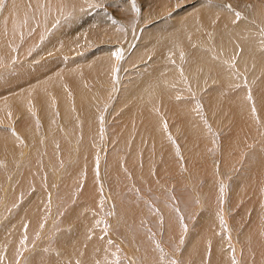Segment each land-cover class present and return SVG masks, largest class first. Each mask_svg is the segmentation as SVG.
I'll use <instances>...</instances> for the list:
<instances>
[{
    "label": "rangeland",
    "instance_id": "rangeland-1",
    "mask_svg": "<svg viewBox=\"0 0 264 264\" xmlns=\"http://www.w3.org/2000/svg\"><path fill=\"white\" fill-rule=\"evenodd\" d=\"M12 1V3L10 2V1H8V0H0V2L2 3H0V13L1 12H3V10L4 9H10V8H12V7H17L19 10H20V12H21V14H20V12L18 13L17 11L14 13V14H18V17H16V18H18V19H16L15 17V19L12 17L11 18V20H13L12 22L13 23H15V21H17L15 24H13L12 22H10V27H11V29H10V27H8V26H6L7 28H9V32L7 31V33L8 34H10V35H12L13 33H14V31L15 30H13L12 31V34L10 33L11 31L10 30H12V28L14 29H16L17 27L15 26V25H19L20 26V28L19 29H21V30H19L18 31V28L16 29L17 31H15L16 32V34H17V36L19 35V37H17L16 35H15V37H14V35H12L13 37H12V39L13 40H11V36L10 37H8V39L9 40H7V37H6V39H5V37L4 36H7L6 34H5V31L7 30V28H4V30L2 31V30H0V31H2V32H4V34L2 33H0L3 37H1L0 38V43H1V40L3 41V43H1L0 44V68L2 67V69H0V71L2 70V72H1V76H0V82H3L4 80V83H0V86L1 87H3V89H5V92H4V96H5V94L7 93V90H10L9 89V87L11 86V88L13 87L12 86V84L10 85V86H8V84H10V81H15L14 82V89H17L16 87L17 86H19L21 83H23V82H25V81H27V83H25V84H27L26 86V91H25V93H24V91H22V92H20V91H15L14 93L15 94H17V95H15L13 92L12 93H7L8 95H6L5 97H3L1 94H0V99L2 100L1 102H3L2 104H1V102H0V117H2V118H5L4 117V115H1L2 113L4 114V112H2L1 113V111H3V109H1V108H3L4 106L5 107H12V108H15L14 110H17V105H18V101L16 102V100H19V98H20V100L21 99H23V102H25L26 101V103L27 102H29V101H32L33 103L31 104V102L29 103L30 105H32V106H38L37 107V112L36 113H33V118L35 119V121L36 120H38L37 122H40V123H38V128H39V133L38 134H41V135H39V136H36V135H38V134H35V138L33 139V140H30V138L33 136H30L31 134H26V135H29V136H25V134L22 132V131H20V128L19 129H16L15 128V125L16 124H14V125H10L11 123H8V122H6V123H4V124H2V127L4 128V129H6V130H9V128H11V129H13V131H11V133H7V132H5L4 130V132L3 133H0V136H2V137H4L5 135L4 134H6L7 135V137H5V141H0V145H2V146H0V179H1V177H2V179L0 180L1 182H0V189H2V187H4V186H6V185H8L7 187H6V190H8L9 189V193L11 194V196H13V198H15V196L16 195H19V192H20V194L22 193L21 191L23 190V188H25V187H27L26 185L27 184H29L30 182H31V184H36V186H37V183L39 182L40 184H43V185H41V186H46L47 184V188L49 187V186H60V185H62L64 188H69V190H65L66 192H64V194H67V195H71L72 197L73 196H76V197H78L77 196V194L79 195V193H78V191H76L78 188H82L83 189V187L85 186V184H87V182L88 181H90L91 183H95V182H98L97 183V185H98V190H97V192H96V188L94 189L93 188V184L91 185V184H88V185H91V188H93V189H91V191H93L94 193H96V194H94V195H92L91 197H89V199L87 198V199H85V200H87V203H88V205H86V207H85V211H86V213L87 212H89V208L91 207V209H92V211H93V213H94V217H93V219L90 221V220H88V221H86V222H83V226H86L85 228H84V230H85V232H81L79 229H78V226H76V228H74V229H71L72 227H70V229H69V226H68V224H70V223H68L67 222V220H66V217H69V216H67V215H65V219H63V224H61L60 222H58V221H60L59 220V217H60V215L62 214V212L66 209V207H67V204H64V205H60V204H58V205H55L54 206V209H55V211L57 212V217L56 218H54V219H52L51 221L54 223V222H56V223H52L51 222V227L49 228V234L50 233H52L51 234V236L49 237V241H47V245H45L44 247H40V249L39 250H41V251H44V249H46V248H48V247H54V246H56L55 244H58V242L60 243L59 245H57L60 249H66V248H69V247H72V246H70L69 244L71 243V242H67L66 241V239L65 238H67V236L69 237V236H72L73 238H77L78 236V234H81V243H78L75 247H78L77 248V250H76V248H74V246L72 247V248H74L76 251H78V253H80L81 251H83V250H86V249H88L89 248V246L91 245V241H89V240H85V236H87L88 235V233L90 234V230H91V228H93L92 230L93 231H95L96 233H95V236H97V242L98 243H103V249H99V246L97 245V247L98 248H96V247H92V250H99L98 251V256L100 257V264H117V260L119 261V264H147V263H149L150 261H153V262H155L154 264H206V261H202L201 259V257H203V252L204 251H206L207 252V250H209V246L211 247V246H213V244H212V241H214L215 239H213L212 237L214 236V234H215V231H213V229H214V220H215V216H217V215H215L214 213H215V211L216 210H218V211H222V209L223 208H225L226 210H227V213H228V217H229V222H230V227H231V229L232 230H238L239 232H238V236H241V235H244L246 232H244V231H241L240 229H241V227L240 226H238L237 225V223H239V222H242L243 220H244V215L245 214H243V211L241 210V209H243L244 208V206L246 205V206H250L248 209H250L249 211L250 212H248L247 213V216H245L246 217V221H245V223L247 222H249V224H250V227H251V229H252V231H253V234H255V235H260V237H261V239L264 241V238L262 237V235H264V227L262 226V227H259L258 225H260V223H257V221H256V218H254V220H252V217H249L250 216V214H251V216L252 215H254V213H256L255 212V210H256V207H257V209H258V207L259 206H256V204H254V203H252V201H251V199H248L247 201H246V203H244L243 204V206L240 208V209H237V206H238V204L235 202V198L233 197L234 196V192L236 193L237 192V194H235V197L237 198H239L240 197V195L242 194V191H243V189H246V188H249V187H254V186H256L255 185V183L253 182V181H255L256 179L258 180L259 178L261 179V177L260 176H262L263 174H261V173H263L264 172V164L262 163V164H260L257 160H258V158L260 157V155H262L263 154V152L262 151H264V150H262V146L264 145V141H263V139H264V84H260V83H258V82H256V80L255 81H253V80H249V81H246L245 82V80L244 79H240V78H238L236 81H240V82H243V83H236V91H238V92H236V93H233V94H231L230 95V97L229 98H223V100L221 101V102H219L218 103V105H216V107H218L217 109H219L218 110V112L219 113H217V110H216V113L217 114H220V112L222 111L223 112V110L221 109V105L220 104H222V103H224L225 101H228V100H230L229 102H226L229 106H231V107H233V108H230L228 105V108H230V110H228L226 113H227V115L226 116H221L222 115V112H221V115H220V117L218 116V117H214L213 115H211V116H208L207 115V118H206V120H204V126H202L201 124H199V125H196L195 127L194 126H188V127H186V126H184V119H185V116H179L178 114V116H177V118H176V116H175V119L177 120V121H181L180 123L179 122H176V120H174V124H176V125H169L170 127V129L168 130V134L169 135H165L164 134V132H163V130H164V126L162 125V124H160V126H159V129H160V134L159 135H157V126H156V124L154 125V126H152L150 123H148L149 121H148V117H149V114H152L153 112H152V110L150 109V108H148V107H150V105H151V107L153 106L154 107V105H155V103L154 102H151V103H149L146 107H144V108H142L141 109V113H143V114H145V115H148V116H142V119H140L139 118V121H138V128H137V133H138V136H137V138H133L132 139V143L134 144V146L136 147V149H137V151H135V152H133L134 151V146H132L131 145V147H129L130 148V150H131V154H130V156L129 157H126V159H124L123 157L122 158H120V161H121V163L122 164H124L125 163V165L127 166V169L125 170V169H122V170H120V171H118V172H116L117 171V165H114V163H108L111 167L110 168H112V169H109V168H107V161L108 162H116L117 161V158H119V156H118V154L120 155V152H121V150H123L122 149V147L120 148V146H118V145H116L115 143H117V144H120V142H121V138H119V135H118V137L117 138H115L114 136H112V134H111V132H105L104 130L102 131V135H104V136H108V137H106L107 138V140H110V141H107V143H106V146H105V148L103 149V145H100L101 143H98L97 141V143L95 142H93V143H91L90 141H85L83 144H82V142H83V137L80 135V136H78L77 137V139H75V132L74 131H72L73 130V125H69L68 124V126L70 127V130H71V135H67V139L65 138V140H64V135H66V133L68 134V132H65V134H61L60 136H59V131H57L56 129H54V130H52L51 132L53 133V134H51V135H55V134H57L58 135V137H57V135H55V139H53V136H49V137H46L45 136V134H46V132H45V130H46V127L48 126V120L46 121V122H43V120H42V118H41V115H39V114H41L40 112L43 110V109H45V106H46V108H56V107H58L59 105L58 104H55L56 106H54V103L52 102L53 100L51 99V98H53L54 97V99H55V97L56 98H59V95H57L58 93H56V90H54V85H52L51 83H52V81H53V83H54V79L57 77L58 79L59 78H61L62 80H63V82H62V85L65 87V89H62V92L64 93H66L65 94V96H67V94H68V99L67 100H69V102L70 103H72V101L74 100V96H75V99H76V97H77V94L75 93V91L73 90L74 88H73V86L72 85H74L73 83V81H70V79L68 78V74H70V76L74 73V72H76V75L79 77V80L78 81H81L82 82V80H83V82H84V84L82 85V88L84 89H82L81 88V91H82V93L84 94V91H86V92H94V94H96V95H98L99 96V98H100V100H98V103L100 104L101 103V108H102V110H103V114H105V112H107L106 114H105V120H106V115H107V117H108V119H110V116L111 115H113V119H114V117H116V115L117 114H111V112H113V110H114V107H115V105H116V102H117V100H118V97H119V94H120V91H121V88H122V86H120L121 88H119V91H118V93L116 94V96H114L113 97V95L114 94H110V96L109 97H107V96H105V98L107 97V99H111L112 97L114 98H112V100H107V99H105L104 98V95H105V91L107 90H104V86H109V82H103V78L105 77L106 79L108 78V76H110L111 75V73H112V69H113V64H111V67L110 66H107L106 67V69H105V71L102 73V75L104 76V77H102L101 76V74H98V71H96L95 73L93 72V71H89L88 70V68L87 67H90L91 68V64H93V63H89V61L88 60H91V59H97V57L98 58H100V57H102V56H104V54H101L100 53V55L99 54H96V52H94L93 50H91V48L92 47H94L95 46V44L96 43H99V44H102V42H100V41H102L103 40V38H104V36H105V38H106V36H107V38L106 39H108L109 40V38H110V36H108V35H111V33H112V31L113 32H115V33H113L112 35H114L113 37L114 38H116V36L118 35L119 37H121V35L124 37V39L122 40H117V39H115L116 41H114V44L112 45V46H114L115 45V43H116V46L117 45H120V46H114V47H112L110 50H107L108 52H106V54H107V57H108V60H110V57L112 58V56L115 58V56L117 57V53H120V52H118V51H121L122 49L121 48H123L124 46H126V42H124L125 41V39H127L128 41L130 40V38L128 39V37L126 38V36H128L129 35V37H131L130 35H132V33H133V31H134V28L137 30L138 28V25H142V23L143 24H145L148 20H151L153 17H149V18H146L145 16H147V10L146 9H148V7L149 8H151V6H152V8H151V10L154 12V14L155 13H158L160 10H161V5H163V7H167L168 6V8L171 10V12L172 13H170V17L171 18H169L168 19V17L165 15V17H163L162 19L160 18V15H159V17L158 18H156L155 20L156 21H158V19L160 18L161 19V21H159L160 23L162 22V24H167V25H169V24H172L174 21H172V20H175V18H173V17H177L175 14H176V12L178 11L177 9H180V5H183L184 4V1H185V3L186 2H190V1H197V0H159V1H163V4H159V2H157L156 0H128V3L125 5V4H123L122 3V1L123 0H66V2H67V4L68 5H66V7L64 8V12H66V14H71V15H73V12L74 11H76L77 10V8H79V7H81V9H82V11H81V13L80 14H77L76 12H74V14L76 15V16H79L77 19L75 18L74 19V17H73V20H72V18H71V15H70V18H62V20H61V17L59 18L60 20H54V26L55 27H58L60 30H56V32H55V30H54V33H53V31L51 32V33H48V32H50L49 31V26H51L52 25V18H50V17H48L49 15H50V13L51 12H54V7H55V5L57 4V2H58V4H61L60 2H59V0H50L49 2H48V0H11ZM16 1V2H15ZM155 1V2H154ZM236 2H237V4L238 5H244V3H246L245 4V8L243 9V7H242V10L243 11H241V12H239V10L237 9H233L232 7H233V5H232V3H233V1L231 0V1H229V0H225V2H218V4H217V1L216 0H212L211 1V3H212V5H214L215 7L218 5V6H223L224 7V9L226 10V11H228L229 12V14H230V16H232L233 17V19H231V21H227L230 25H233V26H235L236 24H238V22L239 21H248V19L250 18V19H252V23L253 24H255V26H257L256 27V29H261L263 32V34H264V7H263V9H262V7H260L263 11H261V10H255L254 11V9L255 8H257V4L255 3V2H260L261 0H241V3H239L240 2V0H235ZM239 1V2H238ZM244 1V2H243ZM14 2V3H13ZM135 2H136V4H137V6H136V4H135ZM7 5H6V4ZM140 3V4H139ZM226 3V4H225ZM255 3V5H253ZM14 4V5H13ZM138 4L139 5H141L140 7H141V9H139V7H138ZM152 4V5H151ZM187 4V3H186ZM191 4H193V2L191 3ZM190 4V5H191ZM223 4H225V5H223ZM231 5V8H229V7H227L228 5ZM6 7H5V6ZM18 5V6H17ZM134 6V7H132V6ZM160 5V6H159ZM8 6V7H7ZM20 6V7H19ZM79 6V7H78ZM146 6H148V7H146ZM154 6V7H153ZM254 6H255V8H254ZM5 7V8H4ZM137 8L139 11H140V14H139V11H137V9H136V11H134V9H132V8ZM171 7V8H170ZM226 7V8H225ZM238 8H240V7H238ZM253 8V9H252ZM52 9V10H51ZM125 9V10H124ZM129 9V10H128ZM145 9V10H144ZM258 9H259V7H258ZM18 10V11H19ZM31 10V11H30ZM47 10L49 11L50 10V13H47ZM133 10V11H132ZM141 10H143L142 12H141ZM245 10V11H244ZM42 11H43V13H42ZM248 11V12H247ZM134 12H137V14H139V15H137L136 13H134ZM233 12V13H232ZM236 12H239V13H242L243 15H241L240 16V18L238 19L237 18V16L235 15V13ZM249 12H252V13H249ZM263 12V13H262ZM8 14H9V12H7ZM141 13H143V17H138V16H141ZM248 15H247V14ZM2 15H3V13H1ZM0 14V15H1ZM10 14H11V12H10ZM19 14H20V16H21V18L22 19H20L19 18ZM55 14V13H54ZM116 14V15H115ZM134 14H136L137 15V18H136V16H135V18H136V22H134L135 20V18L133 19V17H134ZM246 14V15H245ZM257 14H259V15H257ZM261 14H263V17H262V15ZM13 15V14H12ZM23 15V16H22ZM36 15V16H35ZM43 15H46V16H43ZM62 15V14H61ZM64 15V14H63ZM175 15V16H174ZM158 16V15H157ZM249 16V17H248ZM257 18H256V17ZM9 17H11L10 15H9ZM43 17H45L44 19H43ZM252 17V18H251ZM47 18H50L51 19V21L50 22H47V21H45ZM147 19V21H145L144 19ZM173 18V19H172ZM254 18V19H253ZM258 18H260V19H258ZM261 18H263V19H261ZM6 20H7V18H5ZM132 19V20H131ZM215 19H217L218 21H220L218 18H215ZM256 19H258V20H261V21H256ZM137 20L138 21H140L139 23L137 22ZM155 20H153V22L155 21ZM163 20V21H162ZM168 20V21H167ZM217 20H214L213 19V21H212V23L210 24V23H204V28H203V30L202 31H200V33H199V36H200V39H198V38H196V34H195V36H192V38H190V41L191 42H193V40L194 39H196V44H194V46L193 45H190V47H187V48H190V50L191 49H196L195 48V46H197V45H199L198 47H200V42L202 41L201 39H203V41L206 43V45H204L203 44V47H201V49H204V52H208V54L209 55H211V53H209V51H207L208 49L210 50V52H211V48H215V46L216 45H214V44H222L221 43V41H222V38H217V36H215V31H214V27H218V25H219V22L217 21ZM19 21H20V23H19ZM145 21V22H144ZM171 21V22H170ZM215 21H217V22H215ZM7 22V21H6ZM21 22H22V24H21ZM55 22H58V23H56L55 24ZM60 22V23H59ZM133 22H134V24H133ZM149 22V21H148ZM11 23L14 25V26H12L11 25ZM26 25H25V24ZM50 25H49V24ZM69 23V24H68ZM114 23V24H113ZM7 24V23H6ZM36 24V25H35ZM58 24H59V26H58ZM215 24V26H212V25H214ZM229 24L227 25V24H225V27L227 28V26H229ZM258 24L260 25V27H258ZM26 26L27 27V29H26V27H23V26ZM149 25H150V22H149ZM148 25V23H147V25L145 26L146 27V29H150V28H152V26H155V25H150L151 27H148L149 26ZM227 25V26H226ZM61 26V27H60ZM114 26V27H113ZM211 26V27H210ZM39 28V29H37V28ZM105 27H108V29L110 30L109 31V33L110 34H107V35H105L104 33H101L102 32V30L101 29H103L104 28V30H105ZM206 27H207V29H206ZM22 28H24V29H22ZM41 28V29H40ZM48 29L47 31H45L46 33H48L47 35H48V37H43V38H39V40H38V38H37V36H36V34L38 33V32H41L42 31V33L41 34H43L44 33V31L42 30V29ZM89 28H90V30H89ZM91 28H92V31H93V29L95 30V31H93L94 33H93V35H92V33H90V32H92L91 31ZM1 29V28H0ZM44 29V30H45ZM63 29V30H62ZM86 29H88V30H86ZM107 29V30H108ZM206 29V30H205ZM223 28H221V30H222ZM36 30L38 31V32H36ZM62 30V31H61ZM77 30V31H76ZM96 30H99V31H96ZM100 30H101V32H100ZM59 31V34H57V35H59L60 37L58 38L57 37V35H56V33ZM87 31V32H86ZM132 31V32H131ZM210 31V32H209ZM20 32V33H19ZM76 32V33H75ZM119 32V33H118ZM129 32L131 33V34H129ZM207 32H209V34L207 33ZM212 32V33H211ZM253 32H255L254 31V29H253ZM22 33V34H21ZM65 33V34H64ZM72 33H74V34H72ZM99 33V34H98ZM202 33V34H201ZM226 34H228L227 32H225ZM15 34V33H14ZM21 34V35H20ZM35 35L36 37H34L33 35ZM70 34V35H69ZM102 34V35H101ZM128 34V35H127ZM204 34V35H203ZM212 34V35H211ZM30 35V36H29ZM55 35V36H54ZM202 35V36H201ZM28 36V37H27ZM52 36H54V37H52ZM102 36V37H101ZM117 36V37H118ZM206 36H209L210 38H207ZM31 37H32V39H31ZM72 37V38H71ZM206 37V38H205ZM3 38V39H2ZM36 38V39H35ZM58 38V39H57ZM65 38V39H64ZM68 38V39H67ZM74 38V39H73ZM104 38V39H105ZM16 39V40H15ZM28 39V40H27ZM192 39V40H191ZM206 39V40H205ZM5 40H7L8 41V43H6V41ZM10 40H11V42H10ZM30 40H32V41H30ZM61 41V40H65V42L67 43V40H69V41H75V40H77V43H75L74 44V47H76V46H78V47H81V48H83V53H84V55H83V57H85L86 56V54L88 55V56H90L91 57V59H88L87 61L88 62H86L85 63V61H83V63H80L79 64V62L78 63H75L76 61H79L78 59H80V56L79 57H74V58H72L71 59V57H69L68 59H66L67 60V62H63L61 59H59L60 57L58 56V51H53V52H49V54L48 53H42V52H44V49L45 50H47V46H49V48L51 47V46H53V44H55L56 46H58V44H59V46H62L63 44V42H57V41ZM79 40V41H78ZM254 40V39H253ZM256 41H258V42H260V43H262V42H264V35L263 36H261V35H257L256 36V39H255ZM16 43H15V42ZM27 41V42H26ZM29 41L32 43V45H31V43H29ZM55 41V42H54ZM98 41V42H97ZM111 41V40H110ZM81 44H80V43ZM93 42V43H92ZM112 42H113V40H112ZM117 42L119 43V44H117ZM121 42V43H120ZM14 43V44H13ZM21 43V44H20ZM45 43V45H43ZM48 43H49V45H48ZM51 43V44H50ZM69 43V42H68ZM4 44V45H3ZM88 44H92L90 47H88L89 45ZM140 44V43H139ZM122 45V46H121ZM202 45V44H201ZM208 45V46H207ZM86 46L88 47V48H86ZM211 46V47H210ZM13 48V50H16L17 49V51L15 52V54H14V58L12 57V56H10V54H8L9 52L6 50L7 48ZM121 47V48H120ZM26 48V49H25ZM64 48V47H63ZM66 48H68V44H67V47ZM183 48V49H182ZM208 48V49H207ZM227 49V47H226V45H220L219 46V49L222 51V50H225V49ZM10 49V50H11ZM43 49V50H42ZM85 49H87V50H85ZM180 49V52H183V51H186L187 49L186 48H184L183 47V44L181 45V46H179L178 47V49H177V51ZM215 49H218V48H215ZM22 51V53H21V51ZM59 50V49H58ZM99 50H101V49H99ZM118 50V51H117ZM131 50H133V48L131 49ZM134 50H136V48H134ZM26 51V52H25ZM28 51V52H27ZM69 50L68 49H66V51L64 50V53H66L65 55H67L68 56V54H69V52H68ZM86 51V52H85ZM89 51V52H88ZM116 51V52H115ZM188 51V50H187ZM186 51V52H187ZM218 51V50H217ZM4 52V53H3ZM112 52V53H111ZM133 52L134 51H132V52H130V54H128V56L126 57V59L124 60L123 58H125V56L122 58L123 59V61H124V64L123 65H121V66H119V69L121 70V80L120 81H123V80H129V79H131V77L133 78L134 76L132 75V73H131V70H132V67L133 66H131V65H127L126 66V64L128 63V62H125V61H128V59H129V56L131 57V55L133 54ZM3 53V54H2ZM6 53V54H5ZM20 53H21V55H20ZM26 53H28V54H26ZM68 53V54H67ZM94 53L96 54V55H94ZM113 53H115V54H113ZM8 54V55H7ZM23 54V55H22ZM26 54V55H25ZM38 54V55H37ZM40 54V55H39ZM53 54V55H52ZM156 54V53H155ZM25 55V56H24ZM35 55V56H34ZM50 55V56H49ZM56 56V58H50V57H53V56ZM94 55V56H93ZM111 55V56H110ZM115 55V56H114ZM136 58H135V60L136 59H138L137 58V56L135 55V54H133ZM157 55V54H156ZM176 55V56H175ZM9 56V57H8ZM19 56H20V58H19ZM22 56H23V59H21L22 58ZM30 56V57H29ZM38 56H41V57H39L38 58ZM72 56V55H71ZM151 55H144L142 58H145V57H147V58H145V59H141L142 60V62L144 61V62H149V59L150 60H153V59H151V58H153V57H150ZM170 56H172V57H181V60L180 61H176L177 62V65L180 67L181 65H180V62H182V63H184V64H186L185 62H189L191 59H188V56H184V55H179V54H170ZM25 57V58H24ZM35 57H36V59H35ZM51 59H49V58ZM94 57V58H93ZM159 58H160V56H158ZM3 58H5V59H3ZM26 58H27V60H26ZM30 58V59H29ZM78 58V59H77ZM114 58H113V60H114ZM149 58V59H148ZM211 58V57H210ZM11 59V60H10ZM19 59H21V60H19ZM34 61H33V60ZM45 59V60H44ZM188 61H187V60ZM212 59V58H211ZM20 61V62H18V61ZM24 60V61H23ZM69 60H71V61H69ZM112 60V59H111ZM193 60V59H192ZM3 61V62H2ZM26 61H28V63L26 62ZM45 61V62H44ZM51 61V62H50ZM74 61V62H73ZM8 62V64H6ZM13 64H12V63ZM15 62V63H14ZM24 62H25V64H24ZM38 62V63H37ZM111 62H113V61H111ZM138 62V64H139V62L140 61H137ZM193 62H194V60H193ZM201 62H202V60H200L199 62H198V64L196 65V74H195V78H197V76H198V73H199V67H200V64H201ZM33 63V64H32ZM46 63H47V65H49V64H51L48 68L50 69H48L47 67V69L45 70V73L47 72V73H49V71L51 72V73H49V74H46L49 78H47V79H49V82L51 81V83H50V85L48 86V87H43V86H40L41 84L40 83H38V81H35V78H36V75H34V74H40L41 73V71L40 70H37L39 67L40 68H42V67H44V66H47L46 65ZM74 63V64H73ZM89 63V64H88ZM31 65V68H27V66L26 65ZM62 64V65H61ZM71 64H73V65H75V68L73 69V65L71 66ZM85 64H86V66H85ZM137 64V65H138ZM8 65H10V66H8ZM34 65V66H33ZM54 65V66H53ZM67 65V66H66ZM71 66V67H69V66ZM76 65H78V68H76ZM80 65V66H79ZM84 65V66H83ZM134 65V64H133ZM154 65H156V62L153 64V66ZM12 66V70H11V68H9V67H11ZM36 66H39L38 68L36 67ZM131 66V67H130ZM5 67L6 68H9V70H5ZM23 67V68H22ZM34 67H36V68H34ZM68 67V68H67ZM85 67V68H84ZM134 67H137L136 66V64H135V66ZM143 67H145V66H143ZM3 68H4V70H3ZM17 68V69H16ZM39 68V69H40ZM65 68V69H64ZM71 68V69H70ZM80 68V69H79ZM83 68V69H82ZM89 68V69H90ZM123 68V69H122ZM131 68V69H130ZM138 68V67H137ZM14 69V70H13ZM22 69H24V70H30L29 72L31 73H29V75L27 74V71H24V70H22ZM31 69L33 70V71H31ZM54 69V70H53ZM138 69H143V68H138ZM170 70H172V67H170L169 68ZM169 69H166V72L169 70ZM34 70L36 71V72H34ZM62 70V71H61ZM74 70V71H73ZM76 70V71H75ZM88 70V71H87ZM133 70H134V68H133ZM53 71V72H52ZM71 71H73V73H70ZM38 72V73H37ZM64 72V73H63ZM131 74H130V73ZM166 72H164L163 74H166ZM223 72V71H222ZM89 73V74H88ZM91 73V74H90ZM124 73V74H123ZM19 74H20V76H19ZM24 76H23V75ZM33 74V75H32ZM65 74V75H64ZM153 74H155V73H153ZM235 74H238V72L237 71H235ZM261 74V76H263L264 75V73L262 72V73H260ZM16 75V76H15ZM27 75V76H26ZM32 76V79H31V76ZM53 75H54V77H53ZM62 75V76H61ZM101 77H100V76ZM229 75V74H228ZM5 78H9V81H7L6 79H4V77ZM7 76V77H6ZM29 76V77H28ZM33 76H35V78L33 77ZM59 76V77H58ZM69 76V77H70ZM81 76V77H80ZM230 76H232V75H230ZM1 77H3L2 79H1ZM63 77V78H62ZM66 77V78H65ZM129 77V78H128ZM163 77V75L162 76H160V79ZM56 78V79H57ZM125 78V79H124ZM128 78V79H127ZM19 79L21 80L19 83H18V81H19ZM25 79H27V80H25ZM32 81L33 80V82L35 81L36 83H37V90H40V91H37L36 90V86H35V82L32 84L33 86H31V85H28V83L30 84V80ZM55 79V82L57 81V83L59 84V82H61V81H59L58 79L56 80ZM60 79V80H61ZM87 79V80H86ZM105 79V80H106ZM17 80V81H16ZM98 81V82H97ZM102 81V82H101ZM5 82L7 83V84H5ZM71 82V83H70ZM86 82V83H85ZM167 82V81H166ZM229 82V81H228ZM69 83V84H68ZM102 83V84H101ZM5 85V86H2V85ZM17 84H19V85H17ZM49 84V83H48ZM124 84V81L122 82V84L121 85H123ZM225 83H221V86H220V90L221 91H223V92H229V91H231L230 90V88L229 87H224L223 85H224ZM17 85V86H16ZM24 85V84H23ZM68 85V86H67ZM22 86V85H21ZM39 86L41 87V88H39ZM51 86V87H50ZM102 86H103V88H102ZM8 87V88H7ZM33 87V88H32ZM42 87H43V89H42ZM64 87H62V88H64ZM85 87V88H84ZM90 89H89V88ZM112 87V86H111ZM222 87V88H221ZM31 88V89H30ZM35 88V89H34ZM3 89H0V91L1 92H3L4 90ZM34 89V90H33ZM86 89V90H85ZM103 89V90H102ZM182 89V86H181V84L180 83H178V82H176V84L174 85V86H171V88H170V90H165V92L164 93H162V95L164 96V97H166V96H178V95H180V96H178V97H180L181 99H183V103L185 104V102H186V104L187 105H189V104H194V100H192L193 98L192 97H189L188 98V96L189 95H181V94H178V92L180 91ZM18 90V89H17ZM51 90V91H50ZM34 91H36V93H34L33 95H31V93H33ZM45 91V92H44ZM49 91H50V93H49ZM27 92V93H26ZM40 92L41 94L43 93V94H45L46 95V97H45V100H47L46 101V103L48 104V102H49V105H50V107L48 106L47 107V104L44 102V100H41L40 98H39V96H40V93L38 94V93ZM54 92V93H53ZM68 92V93H67ZM73 92V93H72ZM99 92H100V94H99ZM241 92V93H240ZM245 92V93H244ZM30 93V94H29ZM48 93V94H47ZM70 93V94H69ZM102 93V94H101ZM23 94V97L21 96ZM71 94H75V95H71ZM236 94V95H235ZM239 94V95H238ZM244 94H245V96H244ZM13 95V96H12ZM30 95V96H29ZM37 95H39V96H37ZM54 95V96H53ZM70 95H71V98H70ZM89 95H92L91 96V98H93L94 97V99H91V102L94 100L95 102H97V99H99L96 95H94L93 96V94H89ZM118 95V96H117ZM12 96V97H11ZM35 96V97H34ZM50 96H52V97H50ZM96 96V97H95ZM50 97V98H49ZM241 97V98H240ZM254 97V98H253ZM11 98H13V99H11ZM18 98V99H17ZM28 98V99H27ZM30 98V99H29ZM31 98H32V100H31ZM11 99V100H10ZM102 99H104V100H102ZM11 101L9 104L7 103L6 104V102L7 101ZM13 100V101H12ZM19 100V102L20 103H22L21 101ZM35 102H34V101ZM177 100H179V99H177ZM40 101V102H39ZM93 101V102H94ZM106 101V102H105ZM112 101H114V103L112 102ZM185 101V102H184ZM234 101V103H235V105H234V103H232ZM50 102H52L53 103V105H52V103H50ZM67 102V101H66ZM107 102H109V104L107 103ZM231 102V103H230ZM37 103V104H36ZM41 103V104H40ZM11 104V105H10ZM17 104V105H16ZM39 104V105H38ZM73 104V103H72ZM71 104V105H72ZM96 105H97V103H95ZM104 104H107V108L108 109H106V107H104ZM165 104V106H167L168 108H171V106H172V104H170V103H168V102H165L164 103ZM178 103L176 102V105H177ZM183 104V105H184ZM232 104V105H231ZM145 105V104H144ZM204 106L206 105V102L203 104ZM234 105V106H233ZM3 106V107H2ZM16 106V107H15ZM75 106V105H74ZM74 106L72 105V109L74 110L75 108H74ZM113 106V110H111V107ZM179 106V104L177 105V107ZM9 107V108H10ZM96 107V106H95ZM110 107V108H109ZM155 107H156V105H155ZM177 107H175V108H177ZM182 106H179V108H181ZM216 107H207V110H206V108H205V112H206V114H208V111H212V110H214ZM9 108H6V109H9ZM5 109V108H4ZM19 109V108H18ZM71 109V110H72ZM155 109V108H154ZM153 109V110H154ZM182 109V108H181ZM237 109V110H236ZM57 110H60V106L57 108V109H55V112L56 113H58L57 112ZM172 110V109H171ZM170 109H168V111H166V112H168V116L167 117H169V111L171 112V115H172V118H173V116L175 115V113H174V111L176 110V109H173L172 111H171ZM13 111V110H12ZM67 111H70V109H67V110H65V112H67ZM128 112H130V110L128 109L127 110ZM231 111V112H230ZM238 111V112H237ZM13 112H15V111H13ZM73 112V111H72ZM95 113L97 112V111H94ZM165 112V111H164ZM165 112V114L167 115V113ZM180 112V111H179ZM228 112H230V113H228ZM240 115H239V114ZM9 114H13V113H9ZM14 114H16V112L14 113ZM13 114V115H14ZM67 114H70L69 112H67ZM80 114V113H79ZM79 114H78V116H79ZM196 114V113H195ZM231 114H232V116H233V118L231 117ZM6 115V114H5ZM58 115H60L61 116V114H58ZM57 115V117H58V119L59 118H61L60 116H58ZM166 115H164V114H162L161 113V116H166ZM229 118H228V117ZM236 116H238V117H236ZM15 117V116H14ZM13 117V118H14ZM69 118H71L72 120H73V116L72 115H69L68 116ZM68 117H67V121L70 123L72 120L71 119H69V120H71V121H69L68 120ZM243 117V118H242ZM17 118V117H16ZM53 118V122L56 124V121H59V120H56V117L55 116H52L51 117V119ZM91 118H93V117H91ZM162 118V117H161ZM184 118V119H183ZM233 119L232 121H231V119ZM26 119H28L27 117H26ZM26 119H25V117H24V119H23V124H25V123H27L26 122ZM50 119V120H51ZM95 119V118H94ZM112 119V120H113ZM235 119H239L238 121V123H239V125H237V124H234L235 122H237V120H235ZM41 120V121H40ZM49 120V121H50ZM64 120V119H63ZM62 120V121H63ZM65 120V121H66ZM234 120H235V122H234ZM230 121H231V123H230ZM92 122H94V120L93 119H91V123ZM176 122V123H175ZM13 124V123H12ZM41 124V125H40ZM6 125V126H5ZM9 127H8V126ZM37 125V124H36ZM43 125V126H42ZM180 125V126H179ZM5 126V127H4ZM42 128V130H41V128ZM46 126V127H45ZM66 126V125H65ZM89 126H91V127H89V128H93V125L91 124V125H89ZM173 126V127H172ZM175 126V127H174ZM176 126H178V127H176ZM182 126V127H181ZM172 127V128H171ZM197 127V128H196ZM199 127H202L203 129H208L209 127H211L212 129V131H211V134L209 135L210 137H208L207 136V134L205 133V138H203L204 136H202V135H200L201 136V138H202V140L203 141H207V140H209V139H211L212 140V144L209 146V142H206L205 144L206 145H204L203 146V148H202V153H204V154H201V156H203L204 155V157H210V160H209V162H208V165H209V163L212 165V162H215V164L217 163V165H215L216 167H215V170H216V172H218L220 175L222 174V176L224 177L226 174H227V176H228V179L227 180H230V177L233 175V173H232V170L233 169H231V174H228V172L230 171V168H231V166L232 165H228V164H224L225 165V167H222V157H231V158H233V159H235V157L237 156V154L239 153V152H241V151H243L244 149H246V150H250V154H248L247 156H246V158H245V160H244V165H247V166H249V169H248V167L246 168L247 170H249V171H247V170H241V171H244V173H242V174H238V175H236V177H233V181H229V186L228 187H220V188H217V189H214V190H211L212 192H214V193H216L215 195H218L217 196V199H216V197H215V195H213L212 193H211V191H209V190H205L204 189V187L203 186H201V185H197V186H193L194 185V183H195V180L194 179H192V183H191V185H189L188 184V181L186 182H183L181 185H180V183L179 182H177L176 183V185H174L175 187H177L178 188V190H175L174 189V191H173V189L171 190V191H169L168 193H166L164 196H166V197H164L162 194L163 193H155V192H153V190H152V186H145L144 188H142V189H145L146 191H148V193L149 194H146V197H148V198H146L145 200L144 199H140V200H138L139 198H138V195H131V193L130 192H128V191H126L125 192V190H123V189H120V190H117V188H121L119 185H118V187H116L115 185H116V182H115V179H120L121 181H117L120 185H121V183L124 181V179L125 178H128V177H131V178H134V172L133 171H130L129 169V166H131L132 164H135V166H136V161L137 160H140V159H144V161H143V163L144 164H149V165H151L152 166V168L153 169H157V168H161L162 167V172L163 173H165L164 175H171L172 174V178H176V170L177 169H179L180 168V164H179V161H178V159H180V160H182V163H181V161H180V163H181V166L183 167V169L184 170H186L187 172L188 171H190V172H188V174H190L191 175V171H192V167L193 166H195V162L196 161H198V160H196V157H195V153L197 152V148L195 147V141H196V138L198 137H196V135H195V133L194 132H199ZM216 127H217V129H216ZM230 129V131L228 132V128ZM72 128V129H71ZM178 128V129H177ZM188 129V130H186V129ZM196 128V129H195ZM202 128L200 129V131L202 130ZM218 128H219V130H218ZM224 128V129H223ZM227 128V129H226ZM80 129H82V127H81V125H80ZM110 129H111V127H110ZM167 129H168V127H167ZM171 129H173V130H171ZM176 129V130H175ZM180 129L182 130V131H180ZM240 131H239V130ZM19 130V131H18ZM112 130V129H111ZM178 130V131H177ZM198 130V131H197ZM262 130V131H261ZM44 131V132H43ZM66 131V130H65ZM171 131H173V133L171 132ZM180 131V132H179ZM187 131V132H186ZM194 131V132H193ZM215 131V132H214ZM217 131H220V132H217ZM238 131V132H237ZM56 132V133H55ZM72 132H74V133H72ZM173 135V134H176L177 136H176V138L175 137H171L170 135V133ZM178 132V133H177ZM191 132H192V134L195 136V138H191ZM202 132V131H201ZM212 132H214V133H212ZM22 133H23V137H22ZM30 133H31V131H30ZM44 133V134H43ZM216 133V134H215ZM220 133V134H219ZM223 133V134H222ZM225 133V134H224ZM228 133V134H227ZM239 133V134H238ZM258 133H260V135L258 134ZM262 133V134H261ZM21 134V135H20ZM77 134V133H76ZM145 134H146V136H145ZM186 134H188L187 136H186ZM190 134V135H189ZM220 136H219V135ZM227 134V135H226ZM73 135V136H72ZM78 135V134H77ZM183 135V136H182ZM223 135V136H222ZM239 135V136H238ZM260 137H259V136ZM261 135H262V137H261ZM44 138L43 140V142H42V140H41V138L42 137ZM69 136V137H68ZM71 136V137H70ZM111 136H112V138H111ZM175 136V135H174ZM179 136V137H178ZM188 136H189V139H188ZM214 136V137H213ZM228 136H229V138H228ZM258 136V137H257ZM28 137V138H27ZM30 137V138H29ZM57 137V138H56ZM80 137V138H79ZM178 137V138H177ZM186 137V138H185ZM223 137H224V139H223ZM242 137V138H241ZM248 137H251V138H248ZM256 137L258 138L257 140H259V139H261L262 141H263V143H260V145L258 146V145H255V146H253L254 145V141H252L253 142V144L251 145V143L252 142H250L252 139L253 140H255L256 139ZM25 138V139H24ZM40 138V139H39ZM59 138H60V140H59ZM71 138V139H70ZM232 138V139H231ZM234 138V139H233ZM11 139V140H10ZM19 139V140H18ZM22 140V142H21V140ZM29 139V140H28ZM115 139V140H114ZM184 139V140H183ZM215 139V140H214ZM219 139V140H218ZM235 139H236V141H235ZM248 139V140H247ZM250 139V140H249ZM26 140H27V142H26ZM61 140H62V142H61ZM63 140H64V142H63ZM68 140V141H67ZM113 140H114V142H113ZM182 140V141H181ZM195 140V141H194ZM218 140V141H217ZM240 140V141H239ZM245 140V141H244ZM257 140H255V141H257ZM260 140V141H261ZM46 141H49L48 143L46 142ZM60 141V142H59ZM119 143H118V142ZM186 141V142H185ZM261 141V142H262ZM30 144H29V143ZM46 142V144H43V143H45ZM193 142V143H192ZM215 142H218V144L220 145V144H222L219 148V151L216 153L217 154V156H219L220 154V156H219V159H218V161L214 158L215 157V151H214V143ZM220 142V143H219ZM234 142V143H233ZM12 143H15V144H12ZM23 143V144H22ZM63 145H62V144ZM65 143V144H64ZM111 143V144H110ZM179 143H180V146H179ZM181 143H182V145H181ZM241 143V144H240ZM28 144V145H27ZM40 144V145H39ZM59 145V147L61 148V153H62V150L64 149V148H67V146H69V148L68 149H70V150H74V154L73 153H65V155H63V156H67L68 158H69V163L64 159V157L63 156H61V158H62V160L63 161H59V159H58V156H56L55 154H54V152H55V150L56 149H58V145ZM80 144L82 145V147L80 146ZM87 145L86 147H85V149H91L92 147V149H91V151L93 150V149H95V147H96V149H98V151L97 150H94V152H90L89 150H88V156H85V158H84V162L82 161L83 160V156L81 155L82 153L85 155V152L84 151H79V149L80 148H83V145ZM91 144V145H90ZM98 144V145H97ZM217 144V143H216ZM217 144V145H218ZM12 145V146H11ZM15 145V146H14ZM21 145H24L25 147H23V149H25V148H27V146H28V149H32V147L31 146H33L34 145V147L33 148H35L36 149V147H37V149L36 150H34V149H32L31 150V153L30 154H34L35 153V155H33V157L35 156L36 158H33V157H31V155L29 154V153H27V156H26V158L27 157H30L32 160H30V161H28V163L30 162V164H27V166H29L30 167V171H28L27 172V170H28V167L26 168V165H25V162H27L24 158V156H25V154H24V156L23 155H21L20 153L22 152V150H20V153H19V151L17 150L18 148H20V146ZM27 145V146H26ZM37 145V146H36ZM47 147H46V146ZM97 145V146H96ZM111 145V146H110ZM116 145V146H115ZM188 145V146H187ZM192 145V146H191ZM218 145V146H219ZM226 145V146H225ZM262 145V146H261ZM57 146V147H56ZM88 146H90V147H88ZM116 148H115V147ZM206 146V147H205ZM209 148H208V147ZM260 146H261V149H260ZM2 147H3V149H2ZM79 147V148H78ZM112 147H113V149H112ZM193 147V148H192ZM212 149H211V148ZM241 147V148H240ZM264 147V146H263ZM195 148V149H194ZM207 148H208V152H207ZM242 148H243V150H242ZM12 149V150H11ZM14 149V150H13ZM100 149H103V151L101 152L100 151ZM116 149H118V150H116ZM183 149H186V151L184 150L183 151ZM188 149V150H187ZM210 149V150H209ZM229 149V150H228ZM257 149V150H256ZM37 150H39V152L37 151ZM84 150V149H83ZM125 150V149H124ZM178 150H180V152L182 151V152H185V153H183V155H182V157H179L178 158V153H179V151ZM196 150V151H195ZM252 150V151H251ZM12 151H13V154H11L10 155V153L9 152H11L12 153ZM32 151H34L33 153H32ZM35 151H37V152H35ZM97 151V152H96ZM210 151V152H209ZM92 154H90V153ZM110 152H115V153H110ZM133 152V153H132ZM230 152V153H229ZM259 152V153H258ZM20 154L19 155V157H18V155H15V154ZM78 153V154H77ZM95 153V154H94ZM193 153V154H192ZM209 153H211V155L209 156ZM227 153V154H226ZM256 153H258V154H256ZM38 154V155H37ZM68 154V155H67ZM90 154V155H89ZM94 154V155H93ZM115 154H117V156L115 155ZM260 154V155H259ZM4 155V156H3ZM14 156V158L12 159V161H11V158H10V156ZM30 155V156H29ZM37 155V156H36ZM114 155V156H113ZM190 155H192V156H190ZM8 156H9V158H8ZM12 156V157H13ZM76 156V157H75ZM79 156L81 157L82 156V162L80 161V160H78L79 159ZM90 156V157H89ZM91 156H93L94 158H92ZM95 156H97V157H95ZM101 156H103V157H101ZM188 156V157H187ZM196 156H197V153H196ZM17 159H16V158ZM72 157H73V159H72ZM111 157V158H110ZM169 157L170 158H172V159H176L177 160V163H174L173 161H167L168 159H169ZM174 157V158H173ZM185 157L187 158V159H185ZM262 157V156H261ZM29 158V159H30ZM38 158V159H37ZM182 158V159H181ZM86 159V160H85ZM100 159V160H99ZM101 159H102V162H104L103 164H102V162H101ZM115 161H114V160ZM183 159H184V161H183ZM190 159V160H189ZM259 159H261V158H259ZM17 162H19V165L18 166H15V164H16V161ZM23 160V161H22ZM24 160H25V162H24ZM38 160V161H37ZM190 161L189 163H188V161ZM35 161V162H34ZM186 161V162H185ZM211 161V162H210ZM13 162H15V164L13 163ZM22 162L24 163V165L22 164ZM32 162H34L33 164H32ZM65 164H64V163ZM78 162H79V164H81V166L78 164ZM81 162V163H80ZM185 162V163H184ZM256 162H258V164L256 163ZM8 165H7V164ZM20 163L22 164V165H20ZM61 163H62V166L64 165V167H63V169H62V166H61ZM76 163V164H75ZM87 163H89V165L90 166H88V164ZM252 163V164H251ZM12 164V165H11ZM35 164V166H32V165H34ZM38 164H45L44 166H43V168H39V167H41L40 165H38ZM87 164V165H86ZM97 164V165H96ZM190 164H192V165H190V169H189V167H187V166H189ZM257 164V165H256ZM11 165V166H10ZM17 165V164H16ZM48 165H50V166H48ZM82 165H83V167H85V169L83 168V169H81V167H82ZM85 165V166H84ZM108 165V166H109ZM112 165H114V166H112ZM221 165V166H220ZM252 165V166H251ZM19 166L21 167V169H19ZM47 166V167H46ZM55 166V167H54ZM57 166L59 167L58 169H61L60 170V173H59V171H57L58 169H57ZM93 166V167H92ZM3 167H5V168H3ZM11 167V168H10ZM17 167V168H16ZM25 167V168H24ZM36 167V169H35V171H34V168ZM54 167V168H53ZM80 167V168H79ZM132 167V166H131ZM167 167V168H166ZM7 168V169H6ZM15 168V169H14ZM23 168H24V170H23ZM31 168H33L32 170H31ZM48 168V169H47ZM94 170H92V169ZM173 168V170H171V169ZM186 168V169H185ZM229 168V169H228ZM254 168H257V170H255ZM260 168H261V170H260ZM5 169H6V171H5ZM11 169V170H10ZM14 169V170H13ZM25 169H27V170H25ZM56 169V171H54ZM82 171V173L80 172V170ZM91 169V170H90ZM108 169V170H107ZM169 171V173H168V171ZM194 169V168H193ZM14 172H13V171ZM19 172H18V171ZM21 170V171H20ZM25 172L26 171V173H29V172H31L30 173V176L31 177H29L28 175L29 174H27V176H28V178H27V176L25 175L26 173H24L23 171ZM53 170V171H52ZM96 170H98V171H96ZM125 170V171H124ZM184 170H180V172H181V177H182V180H184V178H187V176L185 175V172L186 171H184ZM219 170V171H218ZM252 170V171H251ZM4 171V172H3ZM9 171H10V173H12V174H10L9 173ZM72 171V172H71ZM75 171L77 172V173H79V177L82 179V181H80V178L77 176L78 174L77 173H75ZM84 171V172H83ZM94 172V174H95V176H93L94 174H92L93 172ZM101 171V172H100ZM115 171V172H114ZM171 171H172V173H171ZM262 171V172H261ZM3 172V173H2ZM7 172V173H6ZM15 172L17 173L18 172V175L17 174H15ZM33 172H36L37 174H35V173H33ZM43 172V173H42ZM55 172H56V174L57 175H53V174H55ZM74 172V173H73ZM96 172H99V173H96ZM106 172H108V174L106 173ZM119 172H123L126 176H122V178L120 177V178H116V177H114V175H116V174H118ZM129 172V173H128ZM154 172H157V171H154ZM246 172V173H245ZM248 172V173H247ZM250 172V173H249ZM23 173V174H22ZM40 173V174H39ZM45 173H47L46 175H44ZM68 173H70V176L68 175ZM73 173V174H72ZM88 173H91L92 175H90V174H88ZM103 173V174H102ZM199 174L198 175H203V172L201 173V172H198ZM212 173H213V171H212ZM256 173V174H255ZM10 174V175H9ZM33 174H35V177L37 178V180H41L42 182H43V180L45 181L44 183H41L40 181H38V182H36V179H34L35 177H33ZM146 173H141L139 176H144ZM215 174V173H214ZM246 174V175H245ZM253 175V177H252V175ZM19 175L21 176V178L19 177ZM23 175V176H22ZM40 176V179L37 177V176ZM42 175H44V176H42ZM83 175V176H82ZM89 175V176H88ZM147 175V174H146ZM197 174H194V176L195 177H197L196 176ZM10 176H11V179L9 180V178H10ZM17 176V177H16ZM26 176V177H25ZM45 176H47V177H45ZM58 176V177H57ZM63 176V177H62ZM87 176V177H86ZM108 176V177H107ZM111 176V177H110ZM207 176V175H206ZM211 176H212V174H211ZM244 176V177H243ZM247 176L249 177V178H247ZM256 176H257V178H256ZM6 179H5V178ZM15 177V178H14ZM52 177V178H51ZM57 179H56V178ZM74 177V179H72ZM93 177H95V179L97 180V181H94V179H93ZM145 177V176H144ZM237 177H240V178H237ZM246 177V178H245ZM250 177H251V179H250ZM4 178V179H3ZM18 178V179H17ZM20 178V179H19ZM23 178V179H22ZM25 178H27L28 180L29 179H31V181L29 180H27V179H25ZM33 178V179H32ZM43 178V179H42ZM65 178H67V183H66V180H65ZM88 178V179H87ZM189 178V177H188ZM241 178H242V180H241ZM245 180H244V179ZM256 178V179H255ZM15 179V180H14ZM90 179H93L92 181L90 180ZM240 179V180H239ZM250 179V180H249ZM4 180V181H3ZM6 180H7V182H6ZM9 180V181H8ZM17 180H24L23 181V183H22V181H17ZM28 181V183L26 182V181ZM32 180H34V181H32ZM51 180H55L54 182H53V184H50V183H52L51 182ZM61 180V181H60ZM69 180V181H68ZM70 180H72V181H70ZM75 182H74V181ZM133 180H136V182L137 181H140L141 182V180H138V178H136V179H133ZM237 180V181H236ZM246 180H247V182H246ZM48 181V183L47 184H45L46 182ZM80 181V182H79ZM143 181H146V183L147 182H149V180H148V177H146V178H143ZM223 181H225V180H223ZM222 181V182H223ZM4 182V183H3ZM7 184H6V183ZM18 182V183H17ZM25 182L27 183V184H25ZM33 182V183H32ZM35 182V183H34ZM58 182V183H57ZM69 182V183H68ZM100 182H103V184H104V186L103 185H101L100 184ZM114 182H115V184H114ZM134 183L133 182V186H131L130 188H132L135 192L137 191V190H141V187H138V183ZM242 182H244V183H242ZM248 182H251L249 185H248ZM14 183H15V185H14ZM38 183V184H39ZM83 183V184H82ZM158 183H160L159 181H158ZM179 183V184H178ZM239 183H241V186H240V184ZM4 184H6V185H4ZM17 184V185H16ZM23 184V185H22ZM40 184H39V186H40ZM56 184V185H55ZM58 184V185H57ZM134 184H135V186H134ZM204 184V186L205 187H207L208 186V184H206V183H203ZM222 184V183H221ZM242 184H243V186H242ZM254 184V185H253ZM19 185V186H18ZM30 185V184H29ZM111 185V186H110ZM146 185V184H145ZM238 185V186H237ZM10 186V187H9ZM25 186V187H24ZM31 186H34V185H31ZM40 186V187H41ZM99 186H100V188H99ZM167 186V183H166V185L164 186V188ZM180 186V187H179ZM192 186V187H191ZM12 187V188H11ZM23 187V188H22ZM95 187V186H94ZM105 187V188H104ZM147 187V188H146ZM194 187H197L196 189H197V192L199 193V196L198 197H195L193 200H191V201H189V202H187V204H185V203H183L185 200H183L184 199V196H185V193H187V194H191L190 195V197H194L195 196V194H198L196 191H195V189H194ZM235 187H236V190H235ZM10 188L12 189V190H10ZM20 190H19V189ZM135 188V189H134ZM14 189H15V191H14ZM81 189V190H82ZM105 189V190H104ZM161 189V188H160ZM194 189V190H193ZM218 189H220V190H224V192L223 193H225V195L223 194V195H221L220 194V196H219V193H218ZM231 189H233L234 190V192L232 193V191H231ZM101 192H100V191ZM118 192H116V191ZM1 191V190H0ZM19 191V192H18ZM82 191H84V189L82 190ZM106 191V192H105ZM138 191V192H139ZM175 191H176V193H175ZM178 191V192H177ZM181 193H180V192ZM185 191H187V192H185ZM228 191V192H227ZM14 192V193H13ZM15 192H18V194L16 193V195H15ZM92 192V193H93ZM121 192V193H120ZM143 192V191H142ZM161 192V191H160ZM77 193V194H76ZM99 193H101V194H99ZM127 193V194H126ZM171 193V194H170ZM218 193V194H217ZM263 193H264V189H263ZM14 194V195H13ZM125 194V195H124ZM162 196H161V195ZM172 194H173V196H172ZM178 194H181L183 197H182V199H179L178 198ZM114 195V196H113ZM120 195H123L124 197H126V198H122V196H120ZM128 197H127V196ZM181 195H180V197H181ZM56 196H57V194H56ZM108 196H109V200H108ZM130 196V197H129ZM132 196V197H131ZM211 196V197H210ZM38 197V196H37ZM100 197V198H99ZM150 197H152V198H150ZM164 197V198H163ZM186 197V196H185ZM189 197V200L191 199ZM203 199H202V198ZM205 197V198H204ZM41 197H39V199H40ZM93 198H95V199H93ZM98 198V199H97ZM103 198V199H102ZM106 198V199H105ZM132 200H131V199ZM157 200H156V199ZM99 199H100V201H99ZM116 199V200H115ZM122 200V201H117V200ZM127 199V200H126ZM200 199H202V200H200ZM208 199V200H207ZM216 199V200H215ZM240 199V198H239ZM41 200H43L42 198L40 199V201ZM94 200H96V203L94 202ZM107 200V201H106ZM131 202H130V201ZM135 200H137V201H135ZM142 200V201H141ZM148 200V201H147ZM151 200H154V201H151ZM169 200V201H168ZM182 200V203L180 202ZM12 198L10 199V201H7L8 203L6 204V203H4V204H2V203H0V208H1V211H0V213H4L5 215L4 216H2V217H4V218H0V226H2V224L6 221V223L8 224V226H9V224L10 223H12V219L14 218V217H9L8 215H11V213H12V210H11V208H13V207H10V206H12V205H14V201H12ZM44 201V200H43ZM43 201H41V202H43ZM88 201H90V202H88ZM91 201H92V205L91 204H89V203H91ZM103 201V202H102ZM117 201V202H116ZM124 201H126V202H124ZM130 202V203H128V202ZM140 201V202H139ZM147 201V202H146ZM149 201H150V203H149ZM203 201V202H202ZM206 201H207V203H206ZM209 201V202H208ZM14 202V203H13ZM44 202H46V201H44ZM105 202V203H104ZM112 202V203H111ZM115 202V203H114ZM136 202V203H135ZM144 202V203H143ZM155 204H154V203ZM175 202V203H174ZM10 203H12V204H10ZM36 203H37V201H36ZM86 203V204H87ZM93 203H95V205L93 204ZM101 203V204H100ZM114 203V205H112ZM142 203V204H141ZM153 203V204H152ZM180 203V204H179ZM194 203V204H193ZM198 203V204H197ZM201 203V204H200ZM16 204V203H15ZM98 204V208H96L95 209V207H96V205ZM110 204V205H109ZM120 206L121 204V208L119 209V208H117L118 207V205ZM134 204L137 206H134ZM160 206L159 208H158V205ZM90 205V206H89ZM102 205V206H101ZM116 205H117V207H116ZM153 205H156V207H154ZM169 205V206H168ZM7 206V207H6ZM94 206V207H93ZM107 206H109V207H107ZM111 206V207H110ZM113 206V207H112ZM123 206H127V208L128 209H125ZM133 206V207H132ZM144 206V207H143ZM172 206V207H171ZM27 207V209L25 210V212L23 213V218L25 219V218H28L29 216H30V213H31V209H32V207H28V206H26ZM37 207V206H36ZM89 207V208H88ZM93 207V208H92ZM149 207H153L152 209H154L157 213H158V215H161L162 217L161 218H156V219H151L152 218V216L150 215V214H146L145 215V211H148V208ZM201 207V208H200ZM8 208V209H7ZM108 208V209H107ZM111 208V209H110ZM134 209V210H132V209ZM138 208H140V209H142V210H140V209H138ZM162 208V209H161ZM174 208V209H173ZM183 208H185L184 209V211L182 210ZM188 208H190L189 209V213L187 212V210H188ZM200 208V209H199ZM102 211H101V210ZM105 209V212L103 211ZM252 209V210H251ZM97 212H96V211ZM114 210V211H113ZM120 212V210H123V212H118V211ZM136 210V211H135ZM139 210V211H138ZM158 210H160V211H158ZM167 210V211H166ZM186 210V211H185ZM239 210H241L242 212H241V215L240 214H238L239 213ZM116 211V212H115ZM126 211V212H125ZM141 211H142V213H141ZM192 211L194 212V213H192ZM258 211H259V209H258ZM257 211V212H258ZM7 212V213H6ZM99 212H101V213H99ZM113 214H112V213ZM137 212H139V213H137ZM166 212H167V214H166ZM196 212H199L200 214H201V219H199V222H198V224H196L195 226L192 224V223H194L195 222V218H196ZM28 213V214H27ZM85 213V214H86ZM96 213V214H95ZM115 213V214H114ZM118 213H119V215H120V218H118L117 216H119L118 215ZM154 213V212H153ZM161 213V214H160ZM216 213H218L217 211H216ZM26 214V215H25ZM89 214V213H88ZM88 214H86L87 215V217H90V215H88ZM102 214V215H101ZM109 214H111V215H109ZM154 214H156V213H154ZM200 214L198 215V216H200ZM257 214V213H256ZM262 214V217L264 218V211L261 213ZM98 215V217H96V216ZM101 217H100V216ZM104 215H105V217H104ZM134 215V216H133ZM138 215H140V216H138ZM167 215H169V220H171L172 218V220L171 221H167V219H166V216ZM171 215H173V217L171 216ZM203 215V216H202ZM259 214H257L256 216H257V219L258 218H260L259 216H258ZM110 216V217H109ZM133 216V217H132ZM143 216V217H142ZM191 216V217H190ZM194 216V217H193ZM256 216H254V217H256ZM10 219H9V218ZM109 217V218H108ZM115 217H117L116 219H115ZM134 217H136V218H134ZM218 217V216H217ZM220 217H222V215H220ZM16 218V217H15ZM96 218H97V220H96ZM109 220H108V219ZM181 218V219H180ZM211 218H213V219H211ZM251 218V219H250ZM263 218H260V222H264V219ZM91 219V218H90ZM106 219V220H105ZM124 219V220H123ZM126 219H127V221H126ZM129 219V220H128ZM137 219H138V221H139V223H138V221H137ZM147 220V222H144V221H146ZM58 220V221H57ZM103 220H105V221H103ZM112 220H115L114 222L112 221ZM144 220V221H143ZM164 220V221H163ZM247 220H249V221H247ZM261 220H263V221H261ZM108 221V222H107ZM110 221V222H109ZM128 222V224L126 223V222ZM132 221H134L133 222V224L131 223ZM2 222V223H1ZM90 222V223H89ZM97 222V223H96ZM107 222V223H106ZM112 222V223H111ZM115 222H117V223H115ZM120 222V223H119ZM161 223V231L160 232H158L159 230L157 229V228H159V224L158 223ZM202 222V223H201ZM16 224H17V222H15ZM68 223V224H67ZM93 223V224H92ZM157 223V224H156ZM189 223V224H188ZM244 223V222H243ZM261 223V224H262ZM19 224V223H18ZM102 224H103V226H104V228H103V226H102ZM132 224V225H131ZM164 224V225H163ZM168 224V225H167ZM188 224V225H187ZM54 225V226H53ZM64 225V226H63ZM81 225V227L83 228V226ZM167 225V226H166ZM169 225H170V227H169ZM192 225V226H191ZM207 225V226H206ZM248 225V224H247ZM62 226V227H61ZM75 226V225H74ZM95 226H96V229H95ZM110 226V227H109ZM123 226H126V228L128 227V229L130 230V236H131V239H129V240H127V238H126V234L124 233V227ZM138 226V227H137ZM164 226H166V228H163ZM173 226H174V228H173ZM185 226H186V228H185ZM188 226V227H187ZM191 226V227H190ZM213 226V227H212ZM58 227V228H57ZM62 228V231H61V228ZM63 227H64V229H63ZM89 227H91V228H89ZM105 227H107V231H105L104 232V234L103 233H101V230H102V232H103V230L105 229ZM133 227V228H132ZM134 227H137V228H134ZM140 227H142V228H140ZM145 229H144V228ZM192 227H194V228H192ZM212 227V228H211ZM238 227V228H237ZM88 228H89V230H88ZM98 228V229H97ZM103 228V229H102ZM132 228V229H131ZM140 228V229H139ZM183 228V229H182ZM259 228H261L260 230H259ZM75 229L76 230H78L77 231V233L75 234ZM95 229V230H94ZM99 229H101L100 231H99ZM139 229V230H138ZM157 229V230H156ZM167 229L168 230H170V231H167ZM173 229V230H172ZM185 229H188V231H190L191 232V230H192V232L189 234L190 236L188 237V240H187V242H186V247L185 246H182V247H184V248H182V247H180V245H181V241H179V240H184V237L187 239V237H186V235H185ZM190 229V230H189ZM64 230V231H63ZM71 230V231H70ZM73 230V231H72ZM110 230V231H109ZM134 230H135V232H134ZM141 230V231H140ZM164 230V231H163ZM172 230V231H171ZM175 230H176V232H175ZM207 230V231H206ZM89 231V232H88ZM138 233H137V232ZM182 231V232H181ZM114 232V233H113ZM142 232H144V234L142 233ZM154 232H155V234H154ZM163 232V233H162ZM172 232V233H171ZM210 232V233H209ZM221 232V231H220ZM70 235H69V234ZM100 234L101 235V237L103 236V235H106L107 237H100V235H99V237H98V234ZM137 233V234H136ZM158 233V234H157ZM180 233V234H179ZM194 233V234H193ZM244 233V234H243ZM54 234V235H53ZM67 234V235H66ZM97 234V235H96ZM144 236V238H143V236ZM159 234H161V235H159ZM166 234V235H165ZM170 236H169V235ZM176 234H177V236L179 237L180 235V237L178 238L177 236H176ZM10 235L13 237V235H14V237L12 238V237H10ZM59 235V236H58ZM60 235H62V237L60 236ZM76 235V236H75ZM113 235V236H112ZM137 235H139L138 237H140V238H137ZM155 235H157L158 237H160L161 238V241H158L157 243H163V245L165 246V250H167V248H169L167 251H168V253L166 254H164V250H161V249H158L157 251H154V249L155 248H158V246H155L154 245V243H153V240H154V238L156 237ZM163 235V236H162ZM168 235V236H167ZM173 235V236H172ZM185 235V236H184ZM208 235V236H207ZM63 236H64V238H63ZM89 236V235H88ZM124 236V237H123ZM146 236V237H145ZM166 236H167V238H166ZM174 237L175 239H173L172 237ZM222 236V235H221ZM220 236V237H221ZM232 236H234V233H232ZM238 236H235L234 237V239L236 240V241H239V237ZM4 237H8L9 239L11 238V244L13 243L14 244V246H13V244H12V246L10 247L9 245H8V243L6 242V241H4V240H2ZM60 239H59V238ZM109 237H111L112 239L111 240H115L114 242H115V244H117L116 245V247L120 250V251H122V249H123V247H124V252H128L129 251V253H130V258L129 257H125L124 258V260L123 261H121V260H119V259H117V257L116 256H114V254H113V252H112V247H111V241H110V239H109ZM123 237V238H122ZM136 237V238H135ZM18 238V236H17V232L13 229V231L10 233H6V235H4V236H1L0 237V252L2 253V252H7V251H9V249H11V250H13V251H11V253H14V251H15V248H16V243H14V242H16V239ZM22 238V237H21ZM57 238V239H56ZM82 238H84V239H82ZM89 238H90V236H89ZM126 238V239H125ZM23 239H25V237H23ZM51 239L53 240V241H55V242H53V241H51ZM65 239V240H64ZM121 239V240H120ZM137 239V240H136ZM145 241H144V240ZM148 241H147V240ZM163 239V240H162ZM170 239V240H169ZM58 242H57V241ZM102 240V241H101ZM118 240H120V241H118ZM133 240V241H132ZM197 240V241H196ZM62 243H61V242ZM74 241V240H73ZM72 241V242H73ZM132 241V242H131ZM135 241V242H134ZM138 241V242H137ZM147 241V242H146ZM176 241V242H175ZM185 241V240H184ZM97 242H93L94 244L95 243H97ZM134 242V243H133ZM141 242H144L143 244L141 243ZM148 242H149V244H152L155 248L153 249H149L148 247H149V245H147L148 244ZM168 242V243H167ZM2 243V244H1ZM43 243H46V242H43ZM50 243V244H49ZM84 243L86 244V245H84ZM89 243V244H88ZM110 243V244H109ZM125 243V244H124ZM160 243V244H161ZM93 244V245H94ZM127 244H128V246H127ZM138 244V245H137ZM142 244V245H141ZM177 244H179V245H177ZM2 245H3V247H2ZM8 245V246H7ZM176 245H177V247L178 248H176ZM82 246V247H81ZM131 246V247H130ZM142 248H145V249H142ZM161 246V245H160ZM197 248L196 250H195V248ZM80 247V248H79ZM114 247H115V245H114ZM115 247V248H116ZM128 247H130V248H128ZM137 247V248H136ZM146 247H147V249H146ZM199 247V248H198ZM204 247H205V249H204ZM220 247V248H219ZM219 247L217 248L218 250L219 249H221L222 248V245H219ZM224 247V246H223ZM250 247H252V246H250ZM14 248V249H13ZM136 248V249H135ZM192 250H191V249ZM207 248V249H206ZM6 249H7V251H6ZM107 249V250H106ZM111 249V251H110V253H109V251L108 250H110ZM128 249H130V250H128ZM139 249H141V251L139 250ZM174 249H176V250H174ZM203 249V250H202ZM81 250V251H80ZM142 250H144V252L142 251ZM150 250V251H149ZM156 250V249H155ZM199 250V251H198ZM202 250V252H200ZM247 250V251H246ZM248 250H250V248H248V246H246L245 247V242H241V244H240V250L239 251H237V250H235L234 252H230L231 254L229 255V253H228V251L226 250V248H225V250H224V252H223V250L221 251V250H219L218 251V253L220 254V252H221V254L222 253H224V254H222V256L221 255H219L218 253H216V254H218L217 256H214V257H216V259H219L218 260V262H217V260L216 259H214L215 260V262H214V260H212V257H210L209 259L210 260H212V261H210V262H208L207 264H233V262H237L238 264H246L247 263V260H248V262H250V260H252V261H254V256L252 255L253 254V252L251 251H249L248 252ZM258 250H260V249H258ZM80 251V252H79ZM107 251V259H109V260H107V259H105L104 257V255H102V254H104L103 252H106ZM131 251V252H130ZM138 251V252H137ZM170 251V252H169ZM200 252L199 254H200V256H199V254H197L198 252ZM227 253H226V252ZM45 252V251H44ZM112 252V253H111ZM159 252V253H158ZM160 252H161V256L160 257H158V255H160ZM166 252V251H165ZM175 252V253H174ZM197 252V253H196ZM77 253V254H78ZM122 253V252H121ZM148 253V254H147ZM150 253V254H149ZM172 253V254H171ZM194 253V254H193ZM249 253V254H248ZM260 253V252H259ZM111 254V255H110ZM145 254V255H144ZM147 254V255H146ZM158 254V255H157ZM244 254H246V255H244ZM252 256H251V255ZM263 254V253H262ZM113 255V256H112ZM135 257H133V256ZM155 255H157V256H155ZM167 255H168V258H167ZM234 255V256H233ZM109 256V257H108ZM144 256V257H143ZM166 256V257H165ZM218 256H219V258H218ZM220 256L221 257H223V258H221L220 259ZM112 257H113V259L115 260V259H117L116 261H112ZM133 257V258H132ZM143 257V258H142ZM213 257V258H214ZM226 257H227V259H226ZM229 257V258H228ZM237 257V258H236ZM264 257V254L262 255V258ZM146 258V259H145ZM150 258H151V260H150ZM196 258V259H195ZM19 259H21V258H19ZM222 259H224V260H222ZM238 259V260H237ZM136 260V261H135ZM156 260H158V261H156ZM221 260V261H220ZM241 260H242V263H241ZM244 260H246L245 262H244ZM112 261V262H111ZM125 261V262H124ZM145 261H147V262H145ZM149 261V262H148ZM232 261V262H231ZM15 262H18V260H16ZM161 262V263H160ZM213 262V263H212ZM255 262V261H254ZM252 263V264H256V263ZM49 262H47V264H48ZM50 264H53V263H50ZM84 264V263H83Z\"/></svg>",
    "mask_w": 264,
    "mask_h": 264
},
{
    "label": "bare ground",
    "instance_id": "bare-ground-1",
    "mask_svg": "<svg viewBox=\"0 0 264 264\" xmlns=\"http://www.w3.org/2000/svg\"><path fill=\"white\" fill-rule=\"evenodd\" d=\"M8 1H10L11 3H12V1L11 0H8ZM50 0H48V2H49ZM52 1V0H51ZM62 3H61V2ZM157 1V0H156ZM211 1L212 0H197V1H190V2H186L185 3V1H184V4L183 5H180L179 7H180V9H177L178 11L176 12V16L177 17H173V18H175V20H172V21H174L172 24H169V25H167V24H162V22L160 23L159 21H161V19L163 18V17H165V15L168 17V19L169 18H171L170 17V13H172L171 12V10L168 8V6L165 8V7H163V5H161V10L158 12V13H155L154 14V12L151 10V8H152V6H151V8H149L148 6H146V7H148V9H146L147 10V16H145L146 18H149V17H153L151 20H148L149 22H150V25H155V26H152V28H150V29H146V25H147V23H148V25H149V22L147 21V19L145 18L144 20L145 21H147L145 24H143L142 23V25H138V29L136 30L135 28H134V31H133V33H132V35H130L131 37H129V35L128 36H126V38L128 37V39L130 38V40L128 41L127 39H125V41L124 42H126L127 44H126V46H124L123 48H121L122 50L121 51H118V52H120L119 54H120V58L118 59L115 55V58L112 56V58L110 57V60H108V57H107V54H106V52H108L107 50H110L112 47H114V46H116V43H115V45L114 46H112L113 44H114V41H116L115 39H117V40H123L124 39V37L121 35V37H119L118 35V37L116 36V38H114L115 36L114 35H112L113 33H115V32H113L112 31V33H111V35H108V36H110V38H109V40L108 39H106L107 38V36H106V38H105V36H104V38H103V40L102 41H100V42H102V44H99V43H96L95 44V46L94 47H92L91 45L92 44H88L89 46L88 47H92L91 48V50H93L94 52H96V54H99L100 55V53L101 54H104V56H102V57H100V58H98L97 57V59L95 58L94 60L93 59H91V57L90 56H88L87 54H86V56L85 57H83V55H84V51H83V48H81V47H78V46H76V47H74V44L75 43H77V40H75L74 42L73 41H69V40H67V43L65 42V40H61V41H57V42H63L62 44V46H59V44H58V46H56L55 44H53V46H51L50 48H49V46H47L48 48H47V50H45L44 49V52H42V53H48L49 54V52L51 53V52H55V51H58L57 53H58V56L60 57L59 59H61L63 62L65 61V62H67V60L66 59H68L69 57H71V59L72 58H76V57H79L80 56V59H78L79 61H76L75 63H78L79 62V64L80 63H83V61H85V63L86 62H88L89 61V63H93V64H91V68L90 67H87L88 68V70L89 71H93L94 73L96 72V71H98V74H101V76L102 77H104L103 75H102V73L105 71V69H106V67L107 66H110L111 67V64H113V69H112V73H111V75L110 76H108V78L106 79L105 77L103 78L104 80H103V82H109L110 84H109V86H104V90H106L105 91V95H104V98H105V96H107V97H109L110 96V94H114L113 95V97L114 96H116V94L118 93V91H119V88H121L120 86H122V88H121V91H120V94H119V97H118V100H117V102H116V105H115V107H114V110L112 109L113 108V106L111 107V110H113V112H111V114H117L116 115V117H114V119H113V115H111L110 116V119H108V117H107V115H106V120H105V114L107 113V112H105V114H103L104 112H103V110H102V108H101V103L99 104L98 103V100H100V98L102 97H100L99 98V96L98 95H96V94H94V92H86V91H84V94L82 93V91H81V88H82V85L84 84V82H83V80H82V82L81 81H78L79 80V77L76 75V72H74L73 73V71H71L70 73H73L71 76H70V74H68V78L70 79V81H73L74 83V85H72L73 86V90L75 91V93L77 94V97H76V99H75V96H74V100L72 101V103H70L69 102V100H67L68 99V94H67V96H65V92L63 93L62 92V89H65V87L62 85V82H63V80L61 79V78H57L56 76V78L59 80V81H61V82H59V84L57 83V81L55 82V77H54V75H53V77L55 78L54 79V83H53V81H52V83H51V81L49 82V79H47V78H49L46 74H49V73H51L50 71H49V73H45V70L51 65V64H49V65H47V63H46V65L47 66H44V67H42V68H40L39 66H36L38 69L37 70H40L41 71V73L39 74L38 72V74H34V75H36V78H35V76H33L34 78H35V81H38V83H40L41 85L40 86H43V87H48L49 85H50V83L52 84V85H54L53 87H54V90H56V93H58L57 95H59V98H56L55 97V99H54V97L53 98H51L53 101V103H54V106H56L55 104H58L59 106H60V110H57V112L58 113H56L55 112V109H57L58 107H56V108H46V106H45V109H43L40 113L41 114H39V115H41V118H42V120H43V122H46L47 120V122H48V126L46 127V130H45V132H46V134H45V136L46 137H49V136H53V135H51V134H53L51 131L52 130H54V129H56L57 131H59V136L62 134H65V132H68V134L66 133V135H64L65 137H64V140H65V138L67 137V135H71V130H70V127L68 126V124L69 125H73V130L72 131H74L75 132V139H77V137L78 136H82L83 137V142H82V144L85 142V141H90L91 143H95L96 141L98 142V143H101L100 145H103L102 147H103V149L105 148V146H106V143H107V141H110V140H107V138L106 137H108V136H104V135H102L103 133H102V131L104 130L106 133L107 132H111V134H112V136H114L115 138H117L118 137V135H119V138H121L120 140H121V142H120V144H117V143H115L114 142V140H113V142L116 144V145H118V146H120V148L122 147V149L123 150H121V152H120V155L118 154V156H119V158H117V161L116 162H108L107 161V168H109V169H112V168H110L111 166V164L109 165L108 163H114V165H117V171L116 172H118V171H120V170H122V169H127V166L125 165V163L124 164H122L121 163V161H120V158H124V159H126V157H129L130 156V154H131V150H130V148L129 147H131V145L132 146H134V144L132 143V139L133 138H137V136H138V133H137V128H138V121H139V118L140 119H142V116H148V115H145V114H143V113H141V109L142 108H144V107H146L149 103H151V102H154L155 103V105H156V107H155V105H154V107L152 106L151 107V105H150V107H148V108H150L151 110H152V114H149V119H148V123H150L152 126H154L155 124H156V126H157V135H159L160 134V129H159V126H160V124H162L163 126H164V130H163V132H164V134L165 135H169L168 134V130L170 129L169 127V125H173L174 124V120H176L175 119V116L178 114L179 116H185V119H184V126H186V127H190V126H196V125H199V124H201L202 126H204V120H206V118H207V115L208 116H211V115H213L214 117H220V115H221V112H220V114H217V113H219L218 112V110L219 109H217L218 107H216V105H218V103L219 102H221L222 100H223V98H229L230 97V95L231 94H233V93H236V92H238V91H236V83H243V82H240V81H236L238 78H240V79H244L245 80V82L246 81H249V80H253V81H255L256 80V82H258V83H262V84H264V75L263 76H261V74L260 73H264V42H262V43H260V42H258V41H256L255 39H256V36L257 35H261V36H263L264 34L262 33L263 31L260 29H256V27L257 26H255V24H253L252 23V19H248V21H239L238 22V24H236L235 26H233V25H230L227 21H231V19H233V17L232 16H230V14H229V12L228 11H226L225 9H224V7L223 6H214V5H212V3H211ZM217 1V4H218V2H225V0H216ZM229 1H231V0H229ZM233 1V3H232V5H233V9H238L239 10V12H241V11H243L242 10V7H243V9L245 8V4L246 3H244V5L242 6L241 4L240 5H238L237 4V2L235 1V0H232ZM16 2V1H15ZM59 2L61 3V4H58V2H57V4L55 5V7H54V12H51L50 13V10L48 11L47 10V13H50V15L48 16V17H50V18H52V25L51 26H49V31L50 32H48V33H51L52 31H53V33H54V30H55V32H56V30H60L58 27H55L53 24H54V20L56 19V20H60L59 18L61 17V20H62V18H70V15L71 14H66V12H64L63 10H64V8L66 7V5H68L67 4V2H66V0H59ZM155 2V1H154ZM157 2H159V4H163V1H157ZM193 2V4H191ZM239 2V1H238ZM244 2V1H243ZM1 3V2H0ZM14 3V2H13ZM122 3L123 4H127L128 3V0H123L122 1ZM239 3H241V0H240V2ZM256 4H257V8H255V6H254V11L257 9V10H261V11H263L262 9H263V7H264V0H261L260 2H255ZM255 3L253 4V5H255ZM2 4V3H1ZM6 4V3H5ZM125 4V5H126ZM135 4H136V2H135ZM140 4V3H139ZM138 4V7H139V9H141V5H139ZM191 4V5H190ZM226 4V3H225ZM225 4H223V5H225ZM7 5V4H6ZM14 5V4H13ZM152 5V4H151ZM228 5V4H227ZM5 6V5H4ZM18 6V5H17ZM132 6V5H131ZM136 6H137V4H136ZM160 6V5H159ZM226 6V5H225ZM6 7V6H5ZM4 7V8H5ZM8 7V6H7ZM20 7V6H19ZM79 7V6H78ZM132 7H134V6H132ZM154 7V6H153ZM238 7H240V8H238ZM258 7H259V9H258ZM260 7H262V9L260 8ZM171 8V7H170ZM226 8V7H225ZM132 9H134V11H136V7L135 8H132ZM253 9V8H252ZM19 9L17 8V7H12V8H10V9H4L3 10V12H1V13H3V15L1 14L0 15V30H4V28H7L6 26H8V27H10L9 25H10V22H12L13 20H11V18L13 17H18V14H14L16 11L19 13L20 12V10L18 11ZM52 10V9H51ZM82 11V9H81V7H79V8H77V10L76 11H74V12H76L77 14H80L81 13V11ZM125 10V9H124ZM129 10V9H128ZM145 10V9H144ZM256 10V11H257ZM31 11V10H30ZM133 11V10H132ZM143 10H141V12H142ZM245 11V10H244ZM7 12H9V14L7 13ZM10 12H11V14H10ZM74 12H73V15H71V18H72V20H73V17H74V19L77 17H79V16H76L75 14H74ZM144 12V11H143ZM248 12V11H247ZM42 13H43V11H42ZM55 13V14H54ZM134 13H136L137 14V12H134ZM233 13V12H232ZM243 13V12H242ZM242 13H240L241 15H243ZM249 13H252V12H249ZM263 13V12H262ZM13 14V15H12ZM20 14H21V12H20ZM20 14H19V18L20 19H22L21 18V16H20ZM62 14V15H61ZM64 14V15H63ZM134 14V17H133V19L135 18V16H136V18H137V15H139L140 14V11H139V14ZM161 14V15H160ZM247 14V13H246ZM245 14V15H246ZM9 15L11 16V17H9ZM116 15V14H115ZM143 15V13H141V16H138L139 18L140 17H143L142 16ZM158 15V16H157ZM159 15H160V18L158 19V21H156L157 19L156 18H158L159 17ZM174 15V16H175ZM240 15V16H241ZM248 15V14H247ZM257 15H259V14H257ZM262 15V17H263V14H261ZM23 16V15H22ZM36 16V15H35ZM43 16H46V15H43ZM76 16V17H75ZM260 16V15H259ZM249 17V16H248ZM256 17V16H255ZM5 18H7V20L5 19ZM14 18V19H15ZM45 17H43V19H44ZM50 18H47L45 21H47V22H50L51 21V19ZM76 18V19H77ZM136 18L134 19L135 21L134 22H136ZM172 18V19H173ZM215 18H218L220 21H218L217 19H215ZM252 18V17H251ZM257 18V17H256ZM264 18V17H263ZM263 18H261V19H263ZM16 19H18V18H16ZM15 19V20H16ZM138 19V18H137ZM156 19V20H155ZM213 19L214 20H217L218 22H219V25H218V27H214V31H215V36H217V38H222V41H221V43L222 44H214V45H216L215 46V48H218V49H215V48H211V52H210V50L208 49L207 51H209V53H211V55H209L208 54V52L206 53V52H204V49H201V47H203V44L204 45H206V43L203 41V39H201L202 41L200 42L201 44H200V47H198L199 45H197V46H195V48L196 49H191L190 50V48H187V47H190V45H193L194 46V44H196L197 42H196V39H194L193 40V42H191L190 41V38H192V36H195V34H196V38H198V39H200V36H199V33H200V31H202L203 30V28H204V23H212V21H213ZM254 19V18H253ZM258 19H260V18H258ZM258 19H256V21L258 20ZM132 20V19H131ZM153 20H155L154 22H153ZM7 21V22H6ZM144 21V22H145ZM163 21V20H162ZM168 21V20H167ZM217 21H215V22H217ZM258 21H261V20H258ZM14 22V21H13ZM12 22V23H13ZM17 21H15V23H16ZM134 22H133V24H134ZM137 22L139 23L140 21H138L137 20ZM171 22V21H170ZM7 23V24H6ZM11 23V25L12 26H14L13 24H15V23H13L12 24ZM18 23V22H17ZM19 23H20V21H19ZM56 23H58V22H55V24ZM60 23V22H59ZM21 24H22V22H21ZM25 24V23H24ZM49 24V23H48ZM69 24V23H68ZM114 24V23H113ZM225 24H229V26H227V28L225 27ZM26 25V24H25ZM36 25V24H35ZM50 25V24H49ZM145 25V26H144ZM148 26V27H151V26ZM16 27L18 26L19 28H20V26L19 25H15ZM23 26V25H22ZM58 26H59V24H58ZM212 26H215V24L214 25H212ZM17 27V28H18ZM23 27H26V26H23ZM61 27V26H60ZM114 27V26H113ZM211 27V26H210ZM258 27H260V25L258 24ZM264 27V26H263ZM16 28V29H17ZM18 28V31L19 30H21V29H19ZM37 28V27H36ZM221 28H223L222 30H221ZM10 29H11V27H10ZM15 28L13 29L12 28V30H10L11 32V34H12V31L13 30H15V31H17ZM22 29H24V28H22ZM26 29H27V27H26ZM37 29H39V28H37ZM41 29V28H40ZM45 29V28H44ZM44 29H42L43 31H44V33L43 34H41L42 33V31L41 32H38L37 30H36V32H38L37 34H36V36H37V38H38V40H39V38H45V37H48V33H46L45 31H47L46 29L44 30ZM108 29V27H105V30H104V28L103 29H101L102 30V32H101V30H100V32L101 33H104L105 35H107V34H110L109 33V29ZM206 29H207V27H206ZM205 29V30H206ZM253 29H254V31L255 32H253ZM6 30V29H5ZM4 30V31H5ZM9 30V28H7V30L5 31V34L7 35V36H4L5 34H4V32H2V31H0V33L2 34H4L3 36L5 37V39H6V37H7V40H9L8 39V37H10L11 36V40H13L12 39V35H14V37H15V35L17 36V34H16V32L14 31V33L12 34V35H10V34H8L7 33V31ZM25 30V29H24ZM63 30V29H62ZM61 30V31H62ZM86 30H88V29H86ZM89 30H90V28H89ZM208 30V29H207ZM77 31V30H76ZM91 31H92V28H91ZM93 31H95L94 29H93ZM90 32V33H92V35H93V33L94 32ZM96 31H99V30H96ZM9 32V31H8ZM87 32V31H86ZM132 32V31H131ZM210 32V31H209ZM209 32H207L208 34H209ZM225 32H227L228 34H226ZM20 33V32H19ZM76 33V32H75ZM119 33V32H118ZM212 33V32H211ZM0 34V38L1 37H3L2 35ZM22 34V33H21ZM20 34V35H21ZM57 34H59V31L56 33V35ZM65 34V33H64ZM72 34H74V33H72ZM99 34V33H98ZM129 34H131L130 32H129ZM202 34V33H201ZM33 35V34H32ZM70 35V34H69ZM102 35V34H101ZM204 35V34H203ZM212 35V34H211ZM30 36V35H29ZM34 37H36L35 35H33ZM55 36V35H54ZM54 36H52V37H54ZM114 36V37H113ZM202 36V35H201ZM17 37H19V35L17 36ZM28 37V36H27ZM57 37L59 38L60 36L59 35H57ZM102 37V36H101ZM207 38H210L209 36H206ZM205 37V38H206ZM57 38V39H58ZM72 38V37H71ZM3 39V38H2ZM31 39H32V37H31ZM36 39V38H35ZM65 39V38H64ZM68 39V38H67ZM74 39V38H73ZM254 39V40H253ZM7 40H5L6 41V43H8V41ZM11 40H10V42H11ZM16 40V39H15ZM28 40V39H27ZM111 40V41H110ZM112 40H113V42H112ZM192 40V39H191ZM206 40V39H205ZM4 41V40H3ZM3 41L1 40V43H3ZM30 41H32V40H30ZM29 41V43H31ZM79 41V40H78ZM15 42V41H14ZM27 42V41H26ZM55 42V41H54ZM69 42V43H68ZM98 42V41H97ZM0 43V44H1ZM16 43V42H15ZM80 43V42H79ZM93 43V42H92ZM121 43V42H120ZM140 43V44H139ZM14 44V43H13ZM21 44V43H20ZM51 44V43H50ZM67 44H68V48H66L67 47ZM81 44V43H80ZM117 44H119L118 42H117ZM183 44V47L184 48H186L187 50V52L186 51H183V52H180V49L177 51V49H178V47L179 46H181ZM2 45V44H1ZM4 45V44H3ZM31 45H32V43H31ZM43 45H45V43L43 44ZM48 45H49V43H48ZM220 45H226V47H227V49H225V50H220L219 49V46ZM117 46H120V45H117ZM116 46V47H117ZM122 46V45H121ZM208 46V45H207ZM64 47V48H63ZM87 46H86V48H88ZM211 47V46H210ZM133 48V50H131ZM134 48H136V50H134ZM11 48H7L6 50L9 52L8 54H10V56H12L13 58L15 57L14 56V54H15V52L17 51V49L16 50H13V48L10 50ZM26 49V48H25ZM59 49V50H58ZM66 49H68L69 51V54H68V56L67 55H65L66 53H64V50L66 51ZM99 49H101V50H99ZM183 49V48H182ZM43 50V49H42ZM85 50H87V49H85ZM218 50V51H217ZM21 51V50H20ZM132 51H134L133 52V54H135L136 56H137V58L138 59H136L135 60V56L132 54L131 55V57L129 56V59H128V61H125V62H128L127 64H126V66L128 65H131V66H133L132 67V70H131V73H132V75L134 76L133 78L131 77V79H129V80H126L125 78V80H123L124 81V84L123 85H121L122 84V82L123 81H120L122 78H121V70L119 69V66H121V65H123L124 64V61H123V59L125 60L126 59V57L128 56V54H130V52H132ZM26 52V51H25ZM28 52V51H27ZM86 52V51H85ZM89 52V51H88ZM116 52V51H115ZM4 53V52H3ZM2 53V54H3ZM21 53H22V51H21ZM21 53H20V55H21ZM56 53V52H55ZM56 53V54H57ZM112 53V52H111ZM157 55H156V54ZM179 54V55H184V56H188V59H191L189 62H185L186 64H184V63H182V62H180V67L177 65V62L176 61H180L181 60V57L179 58H177V57H172V56H170V54ZM6 54V53H5ZM7 54V55H8ZM26 54H28V53H26ZM25 54V55H26ZM95 53H94V55H96ZM113 54H115V53H113ZM23 55V54H22ZM24 55V56H25ZM38 55V54H37ZM40 55V54H39ZM53 55V54H52ZM72 55V56H71ZM93 55V56H94ZM144 55H151L150 57H153V58H151V59H153V60H150L149 58V62H142V60L141 59H145V58H147V57H145V58H142ZM35 56V55H34ZM50 56V55H49ZM111 56V55H110ZM125 56V58H123ZM158 56H160V58L158 57ZM176 56V55H175ZM9 57V56H8ZM30 57V56H29ZM39 57H41V56H38V58ZM212 59H211V58ZM19 58H20V56H19ZM25 58V57H24ZM49 58V57H48ZM50 58H56V56L54 55L53 57H50ZM49 58V59H50ZM94 58V57H93ZM113 58H114V60H113ZM123 58V59H122ZM3 59H5V58H3ZM21 59H23V56H22V58ZM21 59H19V60H21ZM30 59V58H29ZM35 59H36V57H35ZM88 59H91V60H88ZM112 59V60H111ZM194 60V62H193V60ZM1 60V59H0ZM6 60V59H5ZM11 60V59H10ZM26 60H27V58H26ZM33 60V59H32ZM45 60V59H44ZM51 60V59H50ZM88 60V61H87ZM146 60V59H145ZM187 60V59H186ZM200 60H202V62H201V64H200V67H199V73H198V76H197V78H195V72H196V65L198 64V62L200 61ZM18 61V60H17ZM24 61V60H23ZM34 61V60H33ZM69 61H71V60H69ZM111 61H113V62H111ZM137 61H140L139 62V64H138V62ZM188 61V60H187ZM3 62V61H2ZM18 62H20V61H18ZM27 63H28V61H26ZM45 62V61H44ZM51 62V61H50ZM74 62V61H73ZM156 62V65H154L153 66V64ZM12 63V62H11ZM15 63V62H14ZM38 63V62H37ZM88 63V64H89ZM6 64H8V62L6 63ZM13 64V63H12ZM24 64H25V62H24ZM33 64V63H32ZM74 64V63H73ZM73 64H71V66L73 65ZM134 64V65H133ZM135 64H136V66L138 67V68H143V69H138L137 67H134L135 66ZM138 64V65H137ZM62 65V64H61ZM81 65V64H80ZM79 65V66H80ZM8 66H10V65H8ZM27 66V68H31V65H26ZM34 66V65H33ZM54 66V65H53ZM67 66V65H66ZM69 66V65H68ZM71 66H69V67H71ZM84 66V65H83ZM85 66H86V64H85ZM130 66V67H131ZM143 66H145V67H143ZM36 67H34V68H36ZM47 67V68H46ZM170 67H172V70H170L169 68ZM9 68H11V70H12V66L11 67H9ZM9 68H6L5 67V70H9ZM23 68V67H22ZM68 68V67H67ZM75 68V65H73V69ZM76 68H78V65H76ZM85 68V67H84ZM90 68V69H89ZM112 68V67H111ZM133 68H134V70H133ZM0 69H2V67L0 68ZM17 69V68H16ZM49 69V68H48ZM51 69V68H50ZM49 69V70H50ZM65 69V68H64ZM71 69V68H70ZM80 69V68H79ZM83 69V68H82ZM123 69V68H122ZM131 69V68H130ZM166 69H169L167 72H166ZM3 70H4V68H3ZM14 70V69H13ZM22 70H24V69H22ZM54 70V69H53ZM87 70V71H88ZM24 71H27V74L29 75V71L28 70H24ZM31 71H33L32 69H31ZM62 71V70H61ZM76 71V70H75ZM223 71V72H222ZM235 71H237L238 72V74H235ZM1 72H2V70L0 71V74H1ZM34 72H36L35 70H34ZM53 72V71H52ZM164 72H166V74H163ZM3 73V72H2ZM64 73V72H63ZM130 73V72H129ZM130 73V74H131ZM153 73H155V74H153ZM31 74V73H30ZM89 74V73H88ZM91 74V73H90ZM124 74V73H123ZM229 74V75H228ZM2 75V74H1ZM0 75V76H1ZM23 75V74H22ZM33 75V74H32ZM50 75V74H49ZM65 75V74H64ZM163 75V77L160 79V76H162ZM230 75H232V76H230ZM16 76V75H15ZM19 76H20V74H19ZM24 76V75H23ZM27 76V75H26ZM31 76V75H30ZM62 76V75H61ZM70 76V77H69ZM100 76V75H99ZM100 76V77H101ZM4 77V76H3ZM3 77H1V79L3 78ZM7 77V76H6ZM29 77V76H28ZM59 77V76H58ZM81 77V76H80ZM63 78V77H62ZM66 78V77H65ZM129 78V77H128ZM127 78V79H128ZM4 79H6L7 81H9V78H5L4 77ZM31 79H32V76H31ZM56 79V80H57ZM61 79V80H60ZM106 79V80H105ZM25 80H27V79H25ZM30 80V79H29ZM87 80V79H86ZM5 81V80H4ZM4 81L3 82H0L1 84L2 83H4ZM17 81V80H16ZM21 80L19 79V81H18V83L20 82ZM34 81V82H35ZM167 81V82H166ZM229 81V82H228ZM15 82V81H14ZM14 82L13 81H10V84H8V86H10L11 84H12V86L14 87V85L16 84H14ZM30 82V84L28 83V85H31V86H33L34 84H35V86L37 85V83L35 82H33V80L31 81H29ZM34 84H33V83ZM98 82V81H97ZM102 82V81H101ZM176 82H178V83H180L181 84V86H182V89L178 92V94H181V95H189L188 96V98L189 97H192L193 99L192 100H194V104H189V105H187L186 104V102H185V104L183 103V99H181L180 97H178V96H180V95H178V96H166V97H164L163 95H162V93H164L165 92V90H170V88H171V86H174L175 84H176ZM8 83V82H7ZM6 82H5V84H7ZM25 83H27V81H25V82H23V83H19V84H17V85H19V86H17L16 88L18 89H14L13 87L11 88V86L9 87V89L10 90H7V93H14L15 91H20V92H22V91H24V93H25V91H26V85L27 84H25ZM33 85H32V84ZM49 83V84H48ZM71 83V82H70ZM86 83V82H85ZM221 83H225L223 86L224 87H229L230 88V90L231 91H229V92H223V91H221L220 90V86H221ZM24 84V85H23ZM69 84V83H68ZM102 84V83H101ZM22 85V86H21ZM2 86H5L4 84L2 85ZM39 86V88H41ZM68 86V85H67ZM112 86V87H111ZM43 87H42V89H43ZM51 87V86H50ZM62 87H64V88H62ZM8 88V87H7ZM33 88V87H32ZM36 88V90H37V86L35 87ZM34 88V89H35ZM85 88V87H84ZM89 88V87H88ZM102 88H103V86H102ZM222 88V87H221ZM0 89H3V87H1L0 86ZM31 89V88H30ZM33 89V90H34ZM47 89V88H46ZM83 89V88H82ZM90 89V88H89ZM4 91L3 92H1L0 91V94L3 96V97H5L6 95H8L7 93L5 94V96H4V92H5V89H3ZM84 90V89H83ZM86 90V89H85ZM103 90V89H102ZM37 91H40V90H37ZM51 91V90H50ZM50 91H49V93H50ZM41 92V91H40ZM39 92V93H40ZM45 92V91H44ZM27 93V92H26ZM34 93H36V91H34L33 93H31V95H33ZM38 93V92H37ZM38 93V94H39ZM54 93V92H53ZM68 93V92H67ZM73 93V92H72ZM241 93V92H240ZM245 93V92H244ZM15 94V93H14ZM30 94V93H29ZM48 94V93H47ZM70 94V93H69ZM89 94H93V96L94 95H96L99 99H97V102H95L94 100V102L92 101L91 102V99H94V97L93 98H91V96L92 95H89ZM99 94H100V92H99ZM102 94V93H101ZM15 95H17V94H15ZM71 95H75V94H71ZM71 95H70V98H71ZM184 95V96H185ZM186 95V96H187ZM236 95V94H235ZM239 95V94H238ZM13 96V95H12ZM11 96V97H12ZM22 97H23V94L21 95ZM30 96V95H29ZM37 96H39V95H37ZM54 96V95H53ZM95 96V97H96ZM118 96V95H117ZM244 96H245V94H244ZM35 97V96H34ZM45 97H46V95L45 94H41L40 93V96H39V98L41 99V100H44V102L46 103V101L47 100H45ZM48 97V96H47ZM46 97V98H47ZM50 97H52V96H50ZM49 97V98H50ZM107 97L105 98V99H107ZM112 97V98H113ZM1 98V97H0ZM112 98L110 99V100H112ZM115 98V97H114ZM113 98V99H114ZM241 98V97H240ZM254 98V97H253ZM11 99H13V98H11ZM10 99V100H11ZM18 99V98H17ZM28 99V98H27ZM30 99V98H29ZM177 99H179V100H177ZM14 100V99H13ZM12 100V101H13ZM19 100H20V98H19ZM19 100H16V102L18 103V107H17V110H14L15 108H12V107H3V108H1V109H3V111H1V113L2 112H4V114L2 113L1 115H4V117L5 118H2V117H0V133H3L4 131L5 132H7V133H11V131H13V129H11V128H9V130H6V129H4L3 127H2V124H4V123H6V122H8V123H11L10 125H14V124H16L15 125V128L16 129H19L20 128V131H22L24 134H25V136H29V135H26V134H31L30 136H32L31 138H30V140H33L34 138H35V134H38L39 133V128H38V123H40V122H37L38 120H36L35 121V119L33 118V113H36L37 112V107L38 106H32V105H30L29 103L31 102V104L33 103L32 101H29V102H27L26 103V101L25 102H23V99H21L20 101L22 102V103H20L19 102ZM31 100H32V98H31ZM102 100H104V99H102ZM107 100H109V99H107ZM109 100V101H110ZM2 100L0 99V102H1ZM34 101V100H33ZM67 101V102H66ZM230 100H228V101H225L224 103H222V104H220L221 105V109L223 110V112H222V115L221 116H226L227 115V111L228 110H230V108H233V107H231V106H229L226 102H229ZM4 102V101H3ZM3 102H1V104L3 103ZM11 101H7L6 102V104L8 103H10ZM35 102V101H34ZM40 102V101H39ZM52 102H50V103H52ZM106 102V101H105ZM113 103H114V101H112ZM165 102H168V103H170V104H172V106H171V108H168L167 106H165ZM176 102L179 104V106H182L181 108H179V106L177 107V105H176ZM206 102V105L204 106L203 104ZM53 103H52V105H53ZM95 103H97V105L95 104ZM108 104H109V102H107ZM231 103V102H230ZM232 103H234V101L232 102ZM37 104V103H36ZM41 104V103H40ZM47 104V103H46ZM74 106V110L72 109V105ZM145 104V105H144ZM184 104V105H183ZM3 105V104H2ZM11 105V104H10ZM39 105V104H38ZM51 105V104H50ZM50 105H49V102H48V104H47V107L49 106L50 107ZM230 107V108H228V106ZM232 105V104H231ZM234 105H235V103H234ZM233 105V106H234ZM96 106V107H95ZM16 107V106H15ZM104 107H106V109H108L107 108V104H104ZM175 107H177V108H175ZM207 107H216L214 110H212V111H208V114H206V112H205V108H206V110H207ZM5 108V109H4ZM6 108H9V109H6ZM19 108V109H18ZM110 108V107H109ZM155 108V109H154ZM67 109H70V111H67V112H69L70 114H67V112H65V110H67ZM72 109V110H71ZM130 110V112H128L127 110ZM154 109V110H153ZM168 109H176L175 111H174V113H175V115L173 116V118H172V115H171V112L169 111V117H167L168 116V112H166V111H168ZM15 111L16 112V114H14L15 112H13V111ZM171 110V111H172ZM216 110H217V113H216ZM237 110V109H236ZM73 111V112H72ZM94 111H97L96 113L94 112ZM167 113V115L165 114V112ZM180 111V112H179ZM220 111V110H219ZM231 112V111H230ZM230 112H228V113H230ZM238 112V111H237ZM9 113H13V114H9ZM80 113V114H79ZM161 113L162 114H164V115H166L165 117L164 116H161ZM196 113V114H195ZM6 114V115H5ZM58 114H61V116L60 115H58ZM78 114H79V116H78ZM239 114V113H238ZM57 115L58 116H60L61 118H59L58 119V117H57ZM69 115H72L73 116V120L71 119V118H69L68 116ZM177 115V116H178ZM240 115V114H239ZM15 116V117H14ZM52 116H55L56 117V120H59V121H56V124L53 122V118L51 119V117ZM177 116H176V118H177ZM178 116V117H179ZM14 117V118H13ZM17 117V118H16ZM24 117H25V119H26V117L28 118V119H26V122L27 123H25V124H23L24 122H23V119H24ZM67 117H68V120L69 119H71V120H69V121H71L70 123L66 120L67 119ZM91 117H93V118H91ZM162 117V118H161ZM228 117V116H227ZM231 117L233 118V116H232V114H231ZM236 117H238V116H236ZM95 118V119H94ZM229 118V117H228ZM243 118V117H242ZM51 119V120H50ZM64 119V120H63ZM91 119H93L94 120V122H92L91 123ZM113 119V120H112ZM231 119V118H230ZM234 119V118H233ZM233 119H231V121L233 120ZM50 120V121H49ZM63 120V121H62ZM66 120V121H65ZM235 120H237V119H235ZM235 120H234V122H235ZM239 120V119H238ZM237 120V122H235L234 124H237L239 121ZM41 121V120H40ZM231 121H230V123H231ZM176 122H181V121H177L176 120ZM175 122V123H176ZM13 123V124H12ZM37 124V125H36ZM93 125V128H89V127H91V126H89V125ZM41 125V124H40ZM66 125V126H65ZM80 125H81V127H82V129H80ZM174 125H176V124H174ZM237 125H239V123L237 124ZM6 126V125H5ZM4 126V127H5ZM8 126V125H7ZM43 126V125H42ZM41 126V127H42ZM180 126V125H179ZM9 127V126H8ZM40 127V126H39ZM40 127V128H41ZM110 127H111V129H110ZM167 127H168V129H167ZM173 127V126H172ZM171 127V128H172ZM175 127V126H174ZM176 127H178V126H176ZM182 127V126H181ZM71 128V129H72ZM197 128V127H196ZM195 128V129H196ZM200 129L202 128V127H199ZM228 128V127H227ZM226 128V129H227ZM178 129V128H177ZM186 129V128H185ZM200 129H199V132H194L195 133V135H196V141H195V147L197 148V156H196V153H195V157H196V160H198V161H196L195 162V166H193L192 167V171H191V175L190 174H188V172H190V171H186V170H184L183 169V167L181 166V163H182V160H180V159H178V161H179V164H180V168L179 169H177L176 170V178H172V174L171 175H164L165 173H163L162 172V167L161 168H157V169H153L152 168V166L151 165H149V164H144L143 163V161H144V159H140V160H137L136 161V166H135V164H132L131 166H129V170L130 171H133L134 172V178H131V177H128V178H125L124 179V181L121 183V185L117 182V181H121L120 179H115V182H116V187H118V185L121 187V188H117V190H120V189H123V190H125V192L126 191H128V192H130L131 193V195H138V200H140V199H146V198H148V197H146V194H149L148 193V191H146L145 189H142V188H144L145 186H152L151 188H152V190H153V192H155V193H163L162 195L164 196L166 193H168L169 191H171L172 189H173V191H174V189L175 190H178V188L177 187H175L174 185H176V183L177 182H179L180 183V185L183 183V182H185L186 180L188 181V184L189 185H191V183H192V179H194L195 180V183H194V185L193 186H197L198 184L199 185H201V186H203L204 187V189L205 190H209V191H211V190H214V189H217V188H222V187H228L229 185V181H233V177H236V175H238V174H242V173H244V171H241L242 169L244 170H247L246 168L248 167V169H249V166H247V165H244V160H245V158H246V156L248 155V154H250V150H246V149H244L243 150V148H242V150L243 151H241V152H239L238 154H237V156L235 157V159H233V158H229V157H222L221 159H222V167H225V165L224 164H228V165H232L231 166V168H230V171L228 172V174H231V169H233L232 170V173H233V175L230 177V180H227L228 179V176H227V174L223 177L222 176V174L220 175L218 172H216V170H215V165H217V163L215 164V162H212V165L209 163V165H208V162H209V160H210V155H211V153H209V158L208 157H204V155L203 156H201V154H204V153H202V148H203V146L204 145H206L205 143L206 142H209V146L212 144L211 142H212V140L211 139H209V140H207V141H203L202 140V138H201V136L200 135H202V136H204L203 138H205V133L207 134V136L208 137H210L209 135L211 134V127H209L208 129H203L202 128V132L200 131ZM216 129H217V127H216ZM224 129V128H223ZM229 129V128H228ZM4 130V131H3ZM41 130H42V128H41ZM66 130V131H65ZM171 130H173V129H171ZM176 130V129H175ZM186 130H188V129H186ZM218 130H219V128H218ZM239 130V129H238ZM3 131V132H2ZM19 131V130H18ZM30 131H31V133H30ZM178 131V130H177ZM180 131H182L181 129H180ZM179 131V132H180ZM198 131V130H197ZM230 131V129L228 130V132ZM240 131V130H239ZM262 131V130H261ZM4 132V133H5ZM44 132V131H43ZM74 132H72V133H74ZM172 133H173V131H171ZM187 132V131H186ZM215 132V131H214ZM214 132H212V133H214ZM217 132H220V131H217ZM238 132V131H237ZM23 133H22V137H23ZM56 133V132H55ZM78 135H77V134ZM170 133V132H169ZM178 133V132H177ZM44 134V133H43ZM171 134V133H170ZM216 134V133H215ZM220 134V133H219ZM218 134V135H219ZM223 134V133H222ZM225 134V133H224ZM228 134V133H227ZM226 134V135H227ZM239 134V133H238ZM259 135H260V133H258ZM262 134V133H261ZM5 136L4 137H2V136H0V141H5V137H7V135L6 134H4ZM21 135V134H20ZM39 135H41V134H38V135H36V136H39ZM55 135H57V134H55ZM55 135L53 136V139H55L54 137H55ZM175 135V136H174ZM188 134H186V136H187ZM190 135V134H189ZM258 135V136H259ZM73 136V135H72ZM112 136H111V138H112ZM145 136H146V134H145ZM171 137H175L176 138V134H171L170 135ZM183 136V135H182ZM220 136V135H219ZM223 136V135H222ZM239 136V135H238ZM257 136V137H258ZM264 136V135H263ZM42 137V136H41ZM57 137H58V135H57ZM56 137V138H57ZM69 137V136H68ZM71 137V136H70ZM179 137V136H178ZM177 137V138H178ZM195 138V136L192 134V132H191V138ZM214 137V136H213ZM256 137V139L255 140H257L258 138ZM260 137V136H259ZM261 137H262V135H261ZM28 138V137H27ZM50 138V137H49ZM80 138V137H79ZM186 138V137H185ZM228 138H229V136H228ZM242 138V137H241ZM248 138H251V137H248ZM263 138V137H262ZM25 139V138H24ZM40 139V138H39ZM44 138L42 137L41 138V140H42V142L44 141L43 140ZM67 139V138H66ZM71 139V138H70ZM113 139V138H112ZM188 139H189V136H188ZM206 139V138H205ZM223 139H224V137H223ZM232 139V138H231ZM234 139V138H233ZM11 140V139H10ZM19 140V139H18ZM21 140V139H20ZM29 140V139H28ZM59 140H60V138H59ZM64 140H63V142H64ZM184 140V139H183ZM215 140V139H214ZM219 140V139H218ZM217 140V141H218ZM225 140V139H224ZM248 140V139H247ZM250 140V139H249ZM255 140H251L250 142H252V141H254V145L253 146H255V145H260V143H263V141H264V139H263V141L261 140V139H259V140H257V141H255ZM262 142H261V141ZM68 141V140H67ZM182 141V140H181ZM235 141H236V139H235ZM240 141V140H239ZM245 141V140H244ZM6 142V141H5ZM21 142H22V140H21ZM26 142H27V140H26ZM47 143L49 142V141H46ZM46 142L45 143H43V144H46ZM60 142V141H59ZM61 142H62V140H61ZM96 142V143H97ZM118 142V141H117ZM186 142V141H185ZM29 143V142H28ZM86 143V142H85ZM119 143V142H118ZM193 143V142H192ZM218 144V142H215L214 143V151H215V159L218 161V159H219V156L221 155H219V156H217V152L219 151V147L222 145V144ZM220 143V142H219ZM234 143V142H233ZM1 144V143H0ZM12 144H15V143H12ZM23 144V143H22ZM30 144V143H29ZM62 144V143H61ZM65 144V143H64ZM111 144V143H110ZM241 144V143H240ZM253 144V142L251 143V145ZM16 145V144H15ZM14 145V146H15ZM28 145V144H27ZM26 145V146H27ZM40 145V144H39ZM47 145V144H46ZM45 145V146H46ZM58 145V144H57ZM63 145V144H62ZM91 145V144H90ZM98 145V144H97ZM96 145V146H97ZM115 145V146H116ZM181 145H182V143H181ZM258 145V146H259ZM0 146H2V145H0ZM12 146V145H11ZM37 146V145H36ZM80 146L82 147V145L80 144ZM87 145H83V148H80L79 149V151H84L85 152V155L82 153L81 155L83 156V160L81 159L82 158V156L80 157L79 156V159L78 160H82L83 162H84V158H85V156H88V150L87 149H85V147H86ZM111 146V145H110ZM114 146V147H115ZM179 146H180V143H179ZM188 146V145H187ZM192 146V145H191ZM226 146V145H225ZM262 146V145H261ZM261 146H260V149H261ZM264 146V145H263ZM262 146V150H264V147ZM23 147H25L24 145H21L20 146V148H18L17 150L19 151V153H20V150H22V152L20 153L21 155H23L24 156V154H25V160L27 161V162H25V160H24V162H25V165H26V168L28 167V170L27 169H25V170H27V172L28 171H30L29 169H30V165L29 166H27V164H30V162L28 163V161H30V160H32L30 157H27L26 158V156H27V153H31V150L32 149H34V150H36L37 149V147H36V149L35 148H33L34 147V145L33 146H31L32 147V149H28V146H27V148H25V149H23ZM47 147V146H46ZM57 147V146H56ZM61 147V146H60ZM59 147V145H58V149H56L55 150V152H54V154L56 155V156H58V159H59V161L61 162V161H63L62 160V158H61V156H63V155H65V153H73L74 154V150H70V149H68L69 148V146H67V148H64L63 150H62V153H61V148ZM88 147H90V146H88ZM181 147V146H180ZM206 147V146H205ZM208 147V146H207ZM79 148V147H78ZM93 148V147H92ZM91 148V149H92ZM116 148V147H115ZM193 148V147H192ZM209 148V147H208ZM208 148H207V152H208ZM211 148V147H210ZM241 148V147H240ZM2 149H3V147H2ZM84 149V150H83ZM91 149L89 150L90 152H94V150H97L98 151V149H96V147H95V149H93L92 151H91ZM103 149H100V151L102 150L103 151ZM112 149H113V147H112ZM195 149V148H194ZM212 149V148H211ZM12 150V149H11ZM14 150V149H13ZM116 150H118V149H116ZM186 151V149H183V151ZM188 150V149H187ZM210 150V149H209ZM229 150V149H228ZM257 150V149H256ZM38 152H39V150H37ZM37 151H35V152H37ZM96 151V152H97ZM101 151V152H102ZM135 151H137V149H136V147L134 146V151L133 152H135ZM179 151V153H178V158L179 157H182V155H183V153H185V152H180V150H178ZM196 151V150H195ZM252 151V150H251ZM34 151H32V153H33ZM37 152V153H38ZM89 152V153H90ZM132 152V153H133ZM187 152V151H186ZM210 152V151H209ZM263 152V154L262 155H260V157L259 158H261V159H259L258 158V162L260 163V164H264V151H262ZM10 153V155L11 154H13V151H12V153L11 152H9ZM110 153H112V152H110ZM113 153H115V152H113ZM112 153V154H113ZM217 153V154H216ZM230 153V152H229ZM259 153V152H258ZM258 153H256V154H258ZM15 154V153H14ZM20 154H15V155H18V157H19V155ZM78 154V153H77ZM91 154V153H90ZM89 154V155H90ZM95 154V153H94ZM93 154V155H94ZM193 154V153H192ZM227 154V153H226ZM9 155V156H10ZM31 155V157H33V155H35V153L34 154H30ZM29 155V156H30ZM38 155V154H37ZM36 155V156H37ZM68 155V154H67ZM92 155V154H91ZM116 156H117V154H115ZM4 156V155H3ZM9 156H8V158H9ZM13 156V155H12ZM12 156H10V158H11V161H12V159L14 158V156L12 157ZM114 156V155H113ZM190 156H192V155H190ZM262 156V157H261ZM64 157V159L69 163V158L67 157V156H63ZM76 157V156H75ZM90 157V156H89ZM92 158H94L93 156H91ZM95 157H97V156H95ZM101 157H103V156H101ZM188 157V156H187ZM193 157V156H192ZM16 158V157H15ZM30 158V159H29ZM33 158H36L35 156L33 157ZM111 158V157H110ZM174 158V157H173ZM212 158V157H211ZM17 159V158H16ZM38 159V158H37ZM72 159H73V157H72ZM182 159V158H181ZM185 159H187L186 157H185ZM34 160V159H33ZM32 160V161H33ZM86 160V159H85ZM100 160V159H99ZM114 160V159H113ZM116 160V159H115ZM114 160V161H115ZM190 160V159H189ZM220 160V159H219ZM16 161V160H15ZM18 161V160H17ZM16 161V164H15V162H13L14 164H15V166H18L19 165V162H17ZM23 161V160H22ZM38 161V160H37ZM81 161V162H82ZM167 161H173L174 163H177V160L174 158V159H172V158H170L169 157V159L167 160ZM180 161H181V163H180ZM183 161H184V159H183ZM188 161V160H187ZM35 162V161H34ZM34 162H32V164L34 163ZM80 162V163H81ZM82 162V163H83ZM101 162H102V159H101ZM186 162V161H185ZM184 162V163H185ZM190 161H188V163H189ZM211 162V161H210ZM258 162H256L257 164H258ZM64 163V162H63ZM104 162H102V164H103ZM191 163V162H190ZM7 164V163H6ZM22 164L24 165V163L22 162ZM21 163H20V165H22ZM65 164V163H64ZM76 164V163H75ZM78 164H79V162H78ZM88 164V166H90L89 165V163H87ZM86 164V165H87ZM183 164V163H182ZM252 164V163H251ZM256 164V165H257ZM8 165V164H7ZM12 165V164H11ZM10 165V166H11ZM24 165V166H25ZM38 165H40V164H38ZM45 164H41L40 166L41 167H39V168H43V166H44ZM80 166H81V164H79ZM97 165V164H96ZM109 165V166H108ZM114 165H112V166H114ZM189 165V164H188ZM190 165H192V164H190ZM190 165L189 166H187V167H189V169L191 168L190 167ZM32 166H35V164L34 165H32ZM48 166H50V165H48ZM61 166H62V163H61ZM85 166V165H84ZM221 166V165H220ZM252 166V165H251ZM47 167V166H46ZM55 167V166H54ZM53 167V168H54ZM63 167H64V165L62 166V169H63ZM93 167V166H92ZM3 168H5V167H3ZM11 168V167H10ZM17 168V167H16ZM25 168V167H24ZM24 168H23V170H24ZM59 167L57 166V169H58ZM80 168V167H79ZM85 169V167H83V165H82V167H81V169ZM167 168V167H166ZM194 168V169H193ZM7 169V168H6ZM6 169H5V171H6ZM15 169V168H14ZM13 169V170H14ZM19 169H21V167L19 166ZM33 168H31V170H32ZM35 169H36V167L34 168V171H35ZM48 169V168H47ZM92 169V168H91ZM90 169V170H91ZM171 169V168H170ZM186 169V168H185ZM229 169V168H228ZM255 170H257V168H254ZM11 170V169H10ZM12 170V171H13ZM22 170V171H23ZM60 170L61 169H58L57 171H59V173H60ZM80 170V169H79ZM93 170V169H92ZM108 170V169H107ZM124 170V171H125ZM128 170V169H127ZM167 170V169H166ZM171 170H173V168L171 169ZM180 170H184V171H186L185 172V175L187 176V178H184V180H182V177H181V172H180ZM260 170H261V168H260ZM18 171V170H17ZM21 171V170H20ZM33 171V170H32ZM53 171V170H52ZM54 171H56V169L54 170ZM56 171V172H57ZM94 171V170H93ZM92 171V172H93ZM96 171H98V170H96ZM154 171H157V172H154ZM168 171V170H167ZM212 171H213V173H212ZM219 171V170H218ZM247 171H249V170H247ZM252 171V170H251ZM4 172V171H3ZM2 172V173H3ZM14 172V171H13ZM19 172V171H18ZM18 172L16 173L15 172V174H17L18 175ZM24 172V171H23ZM56 172H55V174H53V175H57L56 174ZM72 172V171H71ZM80 172L82 173V171L80 170ZM79 172V173H80ZM84 172V171H83ZM101 172V171H100ZM115 172V171H114ZM198 172H203V175H198L199 173ZM262 172V171H261ZM7 173V172H6ZM9 173H10V171H9ZM24 173H26V171L24 172ZM30 173L31 172H29V173H26L25 175L27 176V174H29L28 176L29 177H31L30 176ZM33 173H35V174H37L36 172H33ZM43 173V172H42ZM74 173V172H73ZM72 173V174H73ZM75 173H77L76 171H75ZM79 173H77L78 175V177L81 175H79ZM96 173H99V172H96ZM107 174H108V172H106ZM129 173V172H128ZM141 173H146L144 176H139ZM168 173H169V171H168ZM171 173H172V171H171ZM215 173V174H214ZM246 173V172H245ZM248 173V172H247ZM250 173V172H249ZM10 174H12V173H10ZM9 174V175H10ZM23 174V173H22ZM35 174H33V177H35ZM40 174V173H39ZM47 173H45L44 175H46ZM88 174H90V175H92V174H94V172L91 174V173H88ZM103 174V173H102ZM194 174H197L196 176L197 177H195L194 176ZM211 174H212V176H211ZM256 174V173H255ZM261 174H263L262 176H260L261 177V179L259 178L258 180L256 179L257 178V176H256V180L255 181H253L254 183H255V185L256 186H254V187H249V188H246V189H243V191H242V194L240 195V199L237 197H235V194H237V192L235 193L234 192V190L233 189H231V191H232V193L234 194V198H235V202L238 204V206H237V209H240L242 206H243V204L244 203H246V201L248 200V199H251V201H252V203H254V204H256V206H259L258 207V209H259V211H258V209H257V207H256V210H255V212L257 213V214H259L258 216L260 217V218H263L262 217V212L264 211V193H263V189H264V172L263 173H261ZM13 175V174H12ZM44 175H42V176H44ZM68 175L70 176V173H68ZM207 175V176H206ZM246 175V174H245ZM252 175V174H251ZM23 176V175H22ZM25 176V177H26ZM28 176H27V178H28ZM37 176V175H36ZM83 176V175H82ZM89 176V175H88ZM93 176H95V174L93 175ZM122 176L124 177V176H126L123 172H119L118 174H116V175H114V177H116V178H122ZM17 177V176H16ZM19 177L21 178V176L19 175ZM39 179H40V176H37ZM45 177H47V176H45ZM58 177V176H57ZM63 177V176H62ZM87 177V176H86ZM108 177V176H107ZM111 177V176H110ZM146 177H148V180H149V182H147L146 183V181H143V178H146ZM189 177V178H188ZM244 177V176H243ZM252 177H253V175H252ZM5 178V177H4ZM3 178V179H4ZM15 178V177H14ZM19 178V179H20ZM27 178H25V179H27ZM52 178V177H51ZM56 178V177H55ZM80 178V177H79ZM136 178H138V180H141V182L140 181H137L136 182V180H133V179H136ZM237 178H240V177H237ZM246 178V177H245ZM247 178H249L248 176H247ZM1 179H2V177H1ZM0 179V180H1ZM6 179V178H5ZM11 179V176H10V178H9V180ZM18 179V178H17ZM23 179V178H22ZM33 179V178H32ZM34 179H36V182H38V181H40L41 183H44L45 181V179L43 180V182L41 181V180H37V178L35 177ZM43 179V178H42ZM57 179V178H56ZM72 179H74V177L72 178ZM88 179V178H87ZM93 179H94V181H97L96 179H95V177H93ZM93 179H90L91 181L93 180ZM244 179V178H243ZM250 179H251V177H250ZM249 179V180H250ZM8 180V181H9ZM15 180V179H14ZM28 180V179H27ZM30 181H31V179H29ZM28 180V181H29ZM65 180H66V183H67V178H65ZM223 180H225V181H223ZM240 180V179H239ZM241 180H242V178H241ZM245 180V179H244ZM4 181V180H3ZM17 181H22V180H17ZM24 181V180H23ZM23 181H22V183H23ZM26 181V180H25ZM28 181H26L27 183H28ZM32 181H34V180H32ZM55 181V180H54ZM53 180H51V182L52 183H50V184H53V182H54ZM61 181V180H60ZM69 181V180H68ZM70 181H72V180H70ZM74 181V180H73ZM80 181H82V179L80 178ZM79 181V182H80ZM158 181L160 182V183H158ZM186 181V182H187ZM223 181V182H222ZM237 181V180H236ZM1 182V181H0ZM6 182H7V180H6ZM5 182V183H6ZM25 182V184H27ZM75 182V181H74ZM115 182H114V184H115ZM133 182L135 183H138V187H141V190L139 191V190H137L136 192L132 189V188H130L131 186H133ZM246 182H247V180H246ZM4 183V182H3ZM18 183V182H17ZM33 183V182H32ZM35 183V182H34ZM39 183V182H38ZM37 183V186H36V184H31V182L29 183V184H27L26 186L27 187H25V188H23V190L21 191L22 193L20 194V192H19V195H16V193L18 194V192H15V198H13V196H11V194L8 192L9 191V189L8 190H6V187L8 186V185H6V184H4V185H6V186H4V187H2V189H0L1 191H0V203H2V204H4V203H8L7 201H10V199L12 198V201H14L13 203H14V205H12V206H10V207H13V208H11V210H12V213H11V215H8L10 218L11 217H14L11 221H12V223H10L9 224V226H8V224L6 223V221L2 224V226H0V237L1 236H4V235H6V233H11L12 231H13V229L17 232V236H18V238L16 239V242H14V243H16L15 245H16V248H15V251H14V253H11V251H13V250H11V249H9V251H7V249H6V251L7 252H0V264H47V262H49L48 264H50V263H53V264H100V257L98 256V251L99 250H92V247H96V248H98L97 247V245L99 246V249H103V243H98L97 241V236H95V231H93L92 229L94 228H91V227H89V228H91V232H90V234L88 233V235L90 236V238H89V236L87 235V236H85V240L87 241V240H89V241H91V245L89 246V248L88 249H86V250H83V251H79L80 253H78V251H76L77 250V248L78 247H75L78 243H81L82 241H81V234H78L77 236V238H73L72 236H67V238H65L66 239V241L67 242H71L69 245L70 246H74V248H76V250L74 249V248H72V247H69V248H66V249H60L57 245H59L60 243L58 242V244H55L56 246H54L53 248L52 247H48V248H46V249H44V251H41V250H39L40 249V247H44L45 245H47L48 243H47V241H49L50 239H49V237L51 236V234L52 233H50L49 234V228L51 227V220L52 219H54V218H56L57 217V212L55 211V209H54V206L55 205H58V204H60V205H64V204H67V207H66V209L62 212V214L60 215V217H59V220L60 221H58V222H60L61 224H63V219H65L64 217H65V215H67V216H69V217H66V220H67V222L68 223H70V224H68V226H69V229H70V227H72L71 229H74V228H76V226H78V229L81 231V232H85V230H84V228L87 226H83L82 224H83V222H86V221H88V220H92L93 219V217H94V213H93V211H92V209H91V207L89 208V212H87L86 213V211H85V207H86V205H88V203H87V200H85V199H89V197H91L92 195H94V194H96V193H94L93 191H91V189H95L96 188V192H97V190H98V185H97V183L98 182H95V183H91L90 181H88L87 182V184H85V186L83 187V189H84V191H82L80 188H78L76 191H78V193H79V195L77 194V196L78 197H76V196H69V195H67V194H64V192H66L67 190H69V188H64L62 185H60V186H49L48 188L46 187L48 184V181L45 183V184H47L46 186L44 185V186H41V185H43V184H40V186H39V184ZM58 183V182H57ZM69 183V182H68ZM166 183H167V186L164 188V186L166 185ZM178 183V184H179ZM203 183H206V184H208V186L207 187H205L204 186V184ZM222 183V184H221ZM242 183H244V182H242ZM251 182H248V185L250 184ZM83 184V183H82ZM88 184H93L94 186H93V188H91V185H88ZM100 184L101 185H103L104 186V184H103V182H100ZM146 184V185H145ZM240 184V186H241V183H239ZM14 185H15V183H14ZM17 185V184H16ZM23 185V184H22ZM31 185H34V186H31ZM56 185V184H55ZM58 185V184H57ZM254 185V184H253ZM19 186V185H18ZM111 186V185H110ZM134 186H135V184H134ZM238 186V185H237ZM242 186H243V184H242ZM10 187V186H9ZM180 187V186H179ZM192 187V186H191ZM1 188V187H0ZM12 188V187H11ZM10 188V190H12ZM99 188H100V186H99ZM105 188V187H104ZM147 188V187H146ZM161 188V189H160ZM197 187H194V189H195V191L197 192V189H196ZM19 189V188H18ZM135 189V188H134ZM193 189V190H194ZM20 190V189H19ZM66 190V191H65ZM105 190V189H104ZM235 190H236V187H235ZM14 191H15V189H14ZM100 191V190H99ZM116 191V190H115ZM121 191V190H120ZM139 191V192H138ZM143 191V192H142ZM161 191V192H160ZM237 191V190H236ZM93 192V193H92ZM101 192V191H100ZM106 192V191H105ZM117 192V191H116ZM178 192V191H177ZM180 192V191H179ZM185 192H187V191H185ZM224 192V190H220V189H218V193H219V196H220V194L221 195H225V193H223ZM228 192V191H227ZM14 193V192H13ZM118 193V192H117ZM121 193V192H120ZM175 193H176V191H175ZM181 193V192H180ZM198 193V192H197ZM211 193L213 194V195H215L216 193H214V192H212L211 191ZM217 193V194H218ZM56 194H57V196H56ZM99 194H101V193H99ZM127 194V193H126ZM171 194V193H170ZM14 195V194H13ZM125 195V194H124ZM161 195V194H160ZM161 195V196H162ZM180 195L181 194H178V198L179 199H182V195H181V197H180ZM190 193L189 194H187V193H185V196H184V199L183 200H185L183 203H185V204H187V202H189V201H191V200H193L195 197H198L199 196V193L198 194H195V196L192 198V197H190ZM38 196V197H37ZM95 196V195H94ZM114 196V195H113ZM120 196H122V198H126V197H124L123 195H120ZM127 196V195H126ZM172 196H173V194H172ZM192 196V195H191ZM217 196L218 195H215V197H216V199H217ZM39 197H41L44 201H46V202H44L43 200H41V201H43V202H41L40 201V199H39ZM128 197V196H127ZM130 197V196H129ZM132 197V196H131ZM164 197H166V196H164ZM163 197V198H164ZM189 197L191 198L190 200H189ZM200 197V196H199ZM211 197V196H210ZM100 198V197H99ZM150 198H152V197H150ZM202 198V197H201ZM205 198V197H204ZM93 199H95V198H93ZM98 199V198H97ZM103 199V198H102ZM106 199V198H105ZM131 199V198H130ZM149 199V198H148ZM156 199V198H155ZM203 199V198H202ZM202 199H200V200H202ZM215 199V200H216ZM108 200H109V196H108ZM116 200V199H115ZM123 200V199H122ZM121 199L119 200H117V201H122ZM127 200V199H126ZM132 200V199H131ZM157 200V199H156ZM208 200V199H207ZM11 201V202H12ZM36 201H37V203H36ZM99 201H100V199H99ZM107 201V200H106ZM116 201V202H117ZM130 201V200H129ZM135 201H137V200H135ZM142 201V200H141ZM148 201V200H147ZM146 201V202H147ZM151 201H154V200H151ZM169 201V200H168ZM88 202H90V201H88ZM94 202L96 203V200H94ZM103 202V201H102ZM124 202H126V201H124ZM128 202V201H127ZM131 202V201H130ZM130 202H128V203H130ZM140 202V201H139ZM181 203H182V200L180 201ZM203 202V201H202ZM209 202V201H208ZM87 203V204H86ZM95 203H93L94 205H95ZM105 203V202H104ZM112 203V202H111ZM115 203V202H114ZM114 203L112 204V205H114ZM136 203V202H135ZM144 203V202H143ZM149 203H150V201H149ZM154 203V202H153ZM152 203V204H153ZM175 203V202H174ZM182 203V204H183ZM206 203H207V201H206ZM10 204H12V203H10ZM89 204H91L92 205V201H91V203H89ZM101 204V203H100ZM131 204V203H130ZM142 204V203H141ZM151 204V203H150ZM155 204V203H154ZM180 204V203H179ZM194 204V203H193ZM198 204V203H197ZM201 204V203H200ZM110 205V204H109ZM118 205V204H117ZM117 205H116V207H117ZM122 205V204H121ZM120 205V206H121ZM158 205V204H157ZM26 206H30V207H32V209H31V213H30V216L28 217V218H23V213L25 212V210L27 209V207ZM37 206V207H36ZM90 206V205H89ZM102 206V205H101ZM119 205H118V207L117 208H121ZM134 206H136L135 204H134ZM138 206V205H137ZM136 206V207H137ZM154 207H156V205H153ZM169 206V205H168ZM7 207V206H6ZM94 207V206H93ZM92 207V208H93ZM99 206H98V204L96 205V207H95V209L96 208H98ZM107 207H109V206H107ZM111 207V206H110ZM113 207V206H112ZM125 209H128L127 208V206H123ZM133 207V206H132ZM144 207V206H143ZM160 206L158 205V208H159ZM172 207V206H171ZM250 206H244V208L243 209H241L242 211H243V214H245L244 215V220L242 221V222H239V223H237V225L238 226H240L241 227V231H244V232H246L244 235H241V236H238V230H232L231 229V227H230V222H229V217H228V213H227V210L225 209V208H223L222 209V211H218V210H216L218 213H216V211H215V215H217V216H215V220H214V229H213V231H215V234H214V236L212 237L213 239H215L214 241H212V244H213V246H209V250H207V252L206 251H204L203 253V257H201L202 259V261L204 262V261H206V264L208 263V262H210V261H212V260H214V259H216V257H214V256H217L219 253H218V251L219 250H223V252H224V250H225V248H226V250L228 251V253H229V255L231 254L230 252H234L235 250H237V251H239L240 250V244H241V242L243 241V242H245V247L246 246H248V248H250V250L253 252V256H254V261H252V260H250V262H248V260H247V263L245 262L246 260H244V262L246 263V264H252L253 262L254 263H256V264H264V257L262 258V255L264 254V241L261 239V237H260V235H255V234H253V231H252V229H251V227H250V224H249V222L247 223H245V221H246V217L245 216H247V213L248 212H250L249 210L250 209H248ZM2 208V207H1ZM1 208H0V211H1ZM153 208V207H152ZM151 207H149L148 208V211H145V215L146 214H150L151 216H152V218L151 219H158V218H161L162 216L161 215H158V213L154 210V209H152ZM201 208V207H200ZM199 208V209H200ZM8 209V208H7ZM108 209V208H107ZM111 209V208H110ZM132 209V208H131ZM135 209V208H134ZM134 209H132V210H134ZM138 209H140V208H138ZM162 209V208H161ZM174 209V208H173ZM184 209L185 208H183L182 210L184 211ZM189 209L190 208H188V210H187V212L189 213ZM101 210V209H100ZM140 210H142V209H140ZM241 210H239V213L238 214H240L241 215ZM252 210V209H251ZM96 211V210H95ZM102 211V210H101ZM104 212H105V209L103 210ZM114 211V210H113ZM118 211V210H117ZM136 211V210H135ZM139 211V210H138ZM143 211V210H142ZM142 211H141V213H142ZM158 211H160V210H158ZM167 211V210H166ZM186 211V210H185ZM258 211V212H257ZM97 212V211H96ZM116 212V211H115ZM119 212V211H118ZM120 212H123V210H120ZM119 212V213H120ZM126 212V211H125ZM156 213V214H154V213ZM7 213V212H6ZM88 214V215H90V217H87V215L86 214ZM99 213H101V212H99ZM112 213V212H111ZM119 213H118V215H119ZM137 213H139V212H137ZM192 213H194L193 211H192ZM256 213H254V215H252L251 216V214H250V216L249 217H252V220H254V218H256V221H257V223H260V225H258L259 227H264V222L262 223V222H260V218H258L257 219V214ZM28 214V213H27ZM96 214V213H95ZM113 214V213H112ZM115 214V213H114ZM161 214V213H160ZM166 214H167V212H166ZM200 213L199 212H196V220H195V222L194 223H192L194 226L196 225V224H198V222H199V219H201V214H200V216H198ZM249 214V213H248ZM5 214L4 213H0V218L2 217V216H4ZM26 215V214H25ZM102 215V214H101ZM109 215H111V214H109ZM220 215H222V217H220ZM96 216V215H95ZM100 216V215H99ZM134 216V215H133ZM132 216V217H133ZM138 216H140V215H138ZM172 217H173V215H171ZM203 216V215H202ZM254 216H256V217H254ZM8 217V218H9ZM16 217V218H15ZM96 217H98V215L96 216ZM101 217V216H100ZM104 217H105V215H104ZM110 217V216H109ZM108 217V218H109ZM118 218H120V215L119 216H117ZM117 217H115V219L117 218ZM143 217V216H142ZM169 215H167L166 216V219H167V221H171V220H169ZM191 217V216H190ZM194 217V216H193ZM2 218H4V217H2ZM1 218V219H2ZM9 218V219H10ZM91 218V219H90ZM107 218V219H108ZM117 218V219H118ZM134 218H136V217H134ZM181 219V218H180ZM211 219H213V218H211ZM251 219V218H250ZM264 219V218H263ZM3 220V219H2ZM96 220H97V218H96ZM106 220V219H105ZM105 220H103V221H105ZM109 220V219H108ZM119 220V219H118ZM124 220V219H123ZM129 220V219H128ZM146 220V219H145ZM148 220V219H147ZM147 220L146 221H144V222H147ZM113 222L115 221V220H112ZM126 221H127V219H126ZM125 221V222H126ZM137 221H138V219H137ZM164 221V220H163ZM247 221H249V220H247ZM261 221H263V220H261ZM15 222H17V224L15 223ZM108 222V221H107ZM106 222V223H107ZM110 222V221H109ZM133 222L134 221H132L131 223L133 224ZM244 222V223H243ZM2 223V222H1ZM19 223V224H18ZM50 223V224H49ZM53 223V222H52ZM54 223H56V222H54ZM53 223V224H54ZM90 223V222H89ZM97 223V222H96ZM112 223V222H111ZM115 223H117V222H115ZM120 223V222H119ZM127 224H128V222H126ZM138 223H139V221H138ZM202 223V222H201ZM262 223V224H261ZM57 224V223H56ZM93 224V223H92ZM131 224V225H132ZM157 224V223H156ZM159 224V228H157L159 231L158 232H160L161 231V223L159 222L158 223ZM189 224V223H188ZM187 224V225H188ZM248 224V225H247ZM75 225V226H74ZM81 225L83 226V228L81 227ZM134 225V224H133ZM164 225V224H163ZM168 225V224H167ZM166 225V226H167ZM54 226V225H53ZM64 226V225H63ZM102 226H103V224H102ZM166 226H164L163 228H166ZM192 226V225H191ZM190 226V227H191ZM207 226V225H206ZM62 227V226H61ZM60 227V228H61ZM110 227V226H109ZM124 227V233L126 234L125 236H126V238H127V240H129V239H131V234H130V230L128 229V227L126 228V226H123ZM138 227V226H137ZM137 227H134V228H137ZM169 227H170V225H169ZM188 227V226H187ZM213 227V226H212ZM211 227V228H212ZM58 228V227H57ZM89 228H88V230H89ZM103 228H104V226H103ZM102 228V229H103ZM133 228V227H132ZM131 228V229H132ZM140 228H142V227H140ZM139 228V229H140ZM144 228V227H143ZM173 228H174V226H173ZM192 228H194V227H192ZM238 228V227H237ZM63 229H64V227H63ZM77 229V228H76ZM75 229V234L77 233V231L78 230H76ZM95 229H96V226H95ZM94 229V230H95ZM98 229V228H97ZM138 229V230H139ZM145 229V228H144ZM156 229V230H157ZM175 229V228H174ZM183 229V228H182ZM261 228H259V230H260ZM101 229H99V231H100ZM173 230V229H172ZM171 230V231H172ZM190 230V229H189ZM61 231H62V228H61ZM64 231V230H63ZM71 231V230H70ZM73 231V230H72ZM105 231H107V227H105V229L103 230V232H102V230H101V233H103L104 234V232ZM110 231V230H109ZM141 231V230H140ZM164 231V230H163ZM167 231H170V230H168L167 229ZM207 231V230H206ZM221 231V232H220ZM79 232V231H78ZM89 232V231H88ZM134 232H135V230H134ZM137 232V231H136ZM175 232H176V230H175ZM182 232V231H181ZM191 232H192V230H191ZM190 231H188V229H185V235H186V237L188 236H190L189 234L191 233ZM80 233V232H79ZM86 233V232H85ZM114 233V232H113ZM138 233V232H137ZM136 233V234H137ZM143 234H144V232H142ZM163 233V232H162ZM172 233V232H171ZM210 233V232H209ZM232 233H234V236H232ZM69 234V233H68ZM98 234V233H97ZM96 234V235H97ZM154 234H155V232H154ZM158 234V233H157ZM180 234V233H179ZM194 234V233H193ZM54 235V234H53ZM67 235V234H66ZM70 235V234H69ZM99 235L100 234H98V237H99ZM107 235V234H106ZM106 235H103L102 237H107ZM142 235V234H141ZM159 235H161V234H159ZM166 235V234H165ZM169 235V234H168ZM167 235V236H168ZM184 235V236H185ZM222 235V236H221ZM59 236V235H58ZM61 237H62V235H60ZM76 236V235H75ZM113 236V235H112ZM139 235H137V238H140V237H138ZM143 236V235H142ZM156 237L154 238V240H153V243H154V245L155 246H158V248H155L152 244H149V242H148V244L147 245H149V249H154V251H157L158 249H161V250H164V254L166 253H168V249L169 248H167V250H165V246L163 245V243H157L158 241H161V238L160 237H158L157 235H155ZM163 236V235H162ZM167 236H166V238H167ZM170 236V235H169ZM173 236V235H172ZM171 236V237H172ZM176 236H177V234H176ZM181 236V235H180ZM179 236V237H180ZM208 236V235H207ZM221 236V237H220ZM235 236H238L239 237V241H236L235 239H234V237ZM10 237H12L11 235H10ZM13 237H14V235H13ZM12 237V238H13ZM22 237V238H21ZM23 237H25V239H23ZM100 237H101V235H100ZM99 237V238H100ZM101 237V238H102ZM124 237V236H123ZM122 237V238H123ZM146 237V236H145ZM178 237V236H177ZM178 237V238H179ZM188 237H187V239L184 237V240L182 239V240H179V241H181V245H180V247H182V246H185L186 245V242H187V240H188ZM262 237L264 238V235H262ZM59 238V237H58ZM63 238H64V236H63ZM125 238V239H126ZM136 238V237H135ZM143 238H144V236H143ZM173 239H175L174 237H172ZM57 239V238H56ZM60 239V238H59ZM64 239V240H65ZM82 239H84V238H82ZM109 239H110V241H111V247H112V252H113V254H114V256H116L117 257V259H119V260H121V261H123L124 260V258L127 256V257H129L130 256V253H129V251L126 253V252H124V250L127 248H125L124 249V247H123V249H122V251H120L117 247H116V245L117 244H115V242L113 241V240H111L112 238L111 237H109ZM2 240H4V241H6L7 243H8V245L11 247L12 246V244H11V238L9 239L8 237H4ZM74 240V241H73ZM97 240V241H96ZM121 240V239H120ZM120 240H118V241H120ZM137 240V239H136ZM144 240V239H143ZM147 240V239H146ZM163 240V239H162ZM170 240V239H169ZM51 241H53L52 239H51ZM73 241V242H72ZM102 241V240H101ZM133 241V240H132ZM131 241V242H132ZM145 241V240H144ZM148 241V240H147ZM146 241V242H147ZM189 241V240H188ZM197 241V240H196ZM43 242H46V243H43ZM53 242H55V241H53ZM61 242V241H60ZM93 242H97V243H93ZM135 242V241H134ZM133 242V243H134ZM138 242V241H137ZM176 242V241H175ZM62 243V242H61ZM142 244L144 243V242H141ZM168 243V242H167ZM2 244V243H1ZM50 244V243H49ZM89 244V243H88ZM94 244V245H93ZM110 244V243H109ZM125 244V243H124ZM141 244V245H142ZM7 245V246H8ZM84 245H86L85 243H84ZM114 245H115V247H114ZM138 245V244H137ZM161 245V246H160ZM177 245H179V244H177ZM177 245H176V248H178L177 247ZM219 245H222V248L221 249H217L218 247H219ZM1 246V245H0ZM13 246H14V244H13ZM127 246H128V244H127ZM224 246V247H223ZM250 246H252V247H250ZM2 247H3V245H2ZM82 247V246H81ZM131 247V246H130ZM130 247H128V248H130ZM141 247V246H140ZM186 247V246H185ZM194 247V246H193ZM80 248V247H79ZM137 248V247H136ZM135 248V249H136ZM142 248V247H141ZM182 248H184V247H182ZM195 248V247H194ZM199 248V247H198ZM220 248V247H219ZM14 249V248H13ZM142 249H145V248H142ZM146 249H147V247H146ZM191 249V248H190ZM197 248H195V250H196ZM204 249H205V247H204ZM207 249V248H206ZM258 249H260V250H258ZM107 250V249H106ZM128 250H130V249H128ZM140 251H141V249H139ZM174 250H176V249H174ZM192 250V249H191ZM203 250V249H202ZM202 250L200 251V252H202ZM250 250H248V252L250 251ZM109 251V253H110V251H111V249L110 250H108ZM143 252H144V250H142ZM150 251V250H149ZM166 251V252H165ZM199 251V250H198ZM197 251V252H198ZM247 251V250H246ZM250 251V252H251ZM111 252V253H112ZM122 252V253H121ZM131 252V251H130ZM138 252V251H137ZM170 252V251H169ZM196 252V253H197ZM200 252H198L197 254H199ZM226 252V251H225ZM260 252V253H259ZM78 253V254H77ZM104 254H102V255H104L105 257V259H107V251L106 252H103ZM145 253V252H144ZM159 253V252H158ZM175 253V252H174ZM216 253H218V254H216ZM227 253V252H226ZM263 253V254H262ZM148 254V253H147ZM146 254V255H147ZM150 254V253H149ZM172 254V253H171ZM194 254V253H193ZM201 254V253H200ZM200 254H199V256H200ZM222 254H224V253H222ZM222 254H221V252H220V254L219 255H221L222 256ZM249 254V253H248ZM111 255V254H110ZM145 255V254H144ZM158 255V254H157ZM157 255H155V256H157ZM232 255V254H231ZM244 255H246V254H244ZM251 255V254H250ZM251 255V256H252ZM113 256V255H112ZM133 256V255H132ZM161 256V252H160V255H158V257H160ZM220 256V259L221 258H223V257H221ZM234 256V255H233ZM109 257V256H108ZM134 257V256H133ZM132 257V258H133ZM144 257V256H143ZM142 257V258H143ZM166 257V256H165ZM210 257H212V260H210L209 258ZM214 257V258H213ZM19 258H21V259H19ZM130 258V257H129ZM135 258V257H134ZM167 258H168V255H167ZM218 258H219V256H218ZM229 258V257H228ZM237 258V257H236ZM117 259H113V257H112V261H116ZM126 259V258H125ZM146 259V258H145ZM196 259V258H195ZM226 259H227V257H226ZM16 260H18V262H15ZM107 260H109V259H107ZM150 260H151V258H150ZM210 260V261H209ZM217 260V262H218V260L219 259H216ZM222 260H224V259H222ZM238 260V259H237ZM110 261V260H109ZM111 261V262H112ZM136 261V260H135ZM156 261H158V260H156ZM221 261V260H220ZM125 262V261H124ZM145 262H147V261H145ZM149 262V261H148ZM159 262V261H158ZM214 262H215V260H214ZM232 262V261H231ZM155 262H153V261H150L149 263H147V264H154ZM161 263V262H160ZM211 263V262H210ZM213 263V262H212ZM241 263H242V260H241ZM110 264V263H109ZM217 264V263H216ZM230 264V263H229ZM233 264H238L237 262H233ZM244 264V263H243Z\"/></svg>",
    "mask_w": 264,
    "mask_h": 264
},
{
    "label": "snow or ice",
    "instance_id": "snow-or-ice-1",
    "mask_svg": "<svg viewBox=\"0 0 264 264\" xmlns=\"http://www.w3.org/2000/svg\"><path fill=\"white\" fill-rule=\"evenodd\" d=\"M227 7L231 8V5H228ZM137 11H139V10L137 9ZM235 15L237 16L238 19L240 18V13L239 12H236ZM117 58L118 59L120 58V54L119 53H117ZM185 228H186V226H185ZM117 264H119L118 260H117Z\"/></svg>",
    "mask_w": 264,
    "mask_h": 264
}]
</instances>
